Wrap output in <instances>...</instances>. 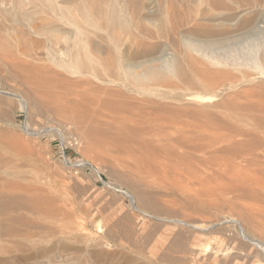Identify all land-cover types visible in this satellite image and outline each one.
I'll return each instance as SVG.
<instances>
[{
    "label": "rangeland",
    "instance_id": "1",
    "mask_svg": "<svg viewBox=\"0 0 264 264\" xmlns=\"http://www.w3.org/2000/svg\"><path fill=\"white\" fill-rule=\"evenodd\" d=\"M64 1H66V0H62V1L61 0H0V172L2 171L1 173L5 174V175H2L0 173V187L2 186L0 188V190L1 191L3 190L0 193H1V197L3 196L4 199L7 196H9L7 198H10V196L12 198V196H13L15 201H16L15 196H17L18 199L20 200V201H18V199H17V201H16L17 203L18 202L21 203L22 201L25 203L27 200H26V198L23 199V197H25V196L28 197V194H29V196L32 195L33 197L30 196V200H29V198H27L28 202H26V203L34 205V203L37 202V206H38L39 204H42L43 202H47V203H49V206L51 205L50 207H48V204H46V206L43 205L44 203L42 204L48 210H46L44 207H42V205L38 206V210L40 209L39 207L41 206V209L43 211H45V213H46V214H44V213L39 211L40 214L46 215L48 218H45L46 216L44 217L42 215L43 217L41 216L37 220V217H38L37 214H35L37 216L31 215V214L28 215V212H25L24 210L23 211H17L18 213L17 212H15V213L9 212V214H7V218L12 217L13 214L20 215V216L22 214L24 216L26 215V217L21 216V218H23V220H24V222H22V223L21 222L20 223H17V222H11L10 223L9 221H7L8 222L7 223L5 220L6 218H4L3 216L0 217L1 218L0 219V223H1L0 224V231H1L0 232L1 233L0 234V264H213L211 259L208 260L209 259V257L207 256L209 254L208 252H207V254L203 253L204 255L202 257H201V255H202L201 254V255L197 256V258H195L196 253H194L192 250L194 247L203 248L204 246H209V248H210V247L215 246L216 243H219V244L222 243V244H220L221 247H228V246L233 247V245H234L236 247L235 251L240 250V252H239L240 257H241L240 259L243 262H244V258H246V259L250 258L251 262H249L248 260L246 261V259H245L244 263H241L242 261H240V259L239 260L237 259L236 262L239 264H246V263L247 264H249V263L255 264V261H253L255 259H256V261L259 260V262L264 264L263 263L264 262V254L258 252L256 249H255V252H256V254H255V253H253L254 252L253 247H252L253 249H251V247H249L247 250V248H246L247 245L244 246V245L240 244L239 241L243 242V240L239 236L238 225L233 221L235 219L238 220L239 215H241V213L246 215L247 217H249L250 223L253 224L254 228L250 227L251 229L253 228V230L247 229V230H249L246 232L247 235L250 236L251 238H254V239L260 241V242L263 241V243H264V237H263L264 236V234H263L264 233V230H263L264 224H262V223H264V217L263 216L261 217V215L264 214V206H262V205H264V203H263L264 200H263V202L259 201L262 198L261 199L253 198L252 196L249 195V193L246 194V192L242 191V194L245 193L246 195L250 196L247 198V196L243 194L245 196L244 197L243 195H241V191H240V190H243L242 188L247 187V185L245 183H248V182H246V181H250L251 178H254L256 176L255 173L253 175L254 177L250 174V173H252L251 169H252V171L255 172V169L257 167L256 166L257 162L251 163L248 161L249 156L251 155V151H252L251 147L253 148V144H251L252 141L251 140L248 141V140L253 138L255 133H258L259 130L254 129V127L252 125H250L251 122L248 124V121H250L251 119H254L255 117L264 116V109H262L264 107V105H262L263 104L262 99H264L263 98L264 97V95H263L264 90H260V89L264 88V81H263L264 76H263V74L261 75V71H262V73H264V71H263L264 68H261V66L260 67L258 66V62L260 61L259 59H261V57H258V55L262 53L263 54V55L261 54V56L263 58L262 60H264V53H263L264 51L262 49H260L257 52V50H256L257 48L252 49L254 56H256L255 53L256 54L258 53V55H257L258 58L256 57V61L258 59V62L256 64L260 68L258 70H255L256 67L251 68V67H253V65L255 64L256 61L252 60L253 58L255 59V57L252 56V53L249 52V51H251L250 49L252 47H254V45H256L255 44L256 43L255 37H252V36L249 37L248 36L249 37L248 38L247 36H245L244 37L245 39L243 37H240L239 39L238 38L233 39L234 38L233 37V38H231V39H233V41L231 39H229L230 42L228 40V41H225V43L224 42L221 43V45L220 44H218V45L205 44L207 46L202 45L201 46L202 49L200 47V51L202 50V52L198 53V54L205 53L204 52V50H205V51H207L206 52L207 54L205 53V55L203 54L202 56H205L206 58L207 57L208 58H207V60L205 57H203V59H202L201 56H198V54L196 55L197 52L195 53V51L194 52L192 51V53H191V57L193 58L192 60H194V62L197 64L195 67V64L192 63L193 61L190 60L189 58L187 59V57L185 56V51H183V49L181 48V45L174 42V41H176L178 36H180V35H178V32H177V34L175 33L177 30H173L175 32L172 31V34L168 33L171 36H167V37H169V38L171 37V39H172V41H170L168 38L169 42H167L168 40L166 41V39L163 37H162L163 39L161 40L159 36L158 37L153 36V38L151 37L152 40H150V37H148V38L139 37L138 38L139 40H138L136 38L137 33H134L137 30H133L132 33H133V35L134 34L136 35L135 38L137 40V41H134V42H136L135 46L133 45V48H131L132 46L129 47V45L133 44L131 42L132 39L128 40V38L125 35L123 37V35L121 34V39H122V40L120 39L121 44H123L122 42H124V44H125V42H127V43H126V45L123 44L124 47L119 45L120 48L122 47V49H120L119 47H117L118 45L114 46L109 41H106L108 43L103 41L104 39L107 40L106 35H105V31H96L95 32L94 30H91V28H89L88 23H86L84 17L83 16L80 17L81 13L78 10V9H80L79 8L80 4H81L80 0H70V1L67 0L66 2H64ZM195 1L196 0L192 1L193 5H192V2H191V4L189 2L187 4L188 7L191 5L192 7H190V9H192V11L201 10L202 7H201L200 2L199 1L195 2ZM76 2H77V4H75ZM263 2H264V0H261V2H260L261 5H260V3L258 5V9L261 12V16H262V17H260L261 18L260 19L261 25L259 24L260 26L264 25V8H263L264 3ZM14 3L17 7L14 5ZM64 3L65 4L67 3L69 5L68 7H70V8H68L66 6L67 4L65 5ZM73 3L76 6H74ZM59 4L61 5L62 9L60 8ZM57 6L59 7V8H56L58 11L57 10L55 11V7H57ZM62 6H64V7H62ZM19 7H20V9L22 7L23 8L20 10ZM75 7H78L76 11H75V9H76ZM63 8H64V11H62ZM72 8H74V9H72ZM199 8H201V9H199ZM17 9H18V11H15ZM59 9L61 10V12H59L60 11ZM65 9H66V11H65ZM71 11L72 12L74 11V12L72 13ZM55 12L56 13L59 12V13H57V15H55L56 14ZM62 12H63L64 16H66V17L70 16L69 18H72V20H73V18H75L73 15H75L77 18V20H76V18H75V20L77 22L73 20L74 22L72 25L68 22V20L64 19L66 21L65 22L62 19V17H60V16H62ZM65 12L67 15L70 13L71 14L67 16L65 14ZM21 13L22 14L25 13V14L22 15ZM77 13H78V15H77ZM58 14H59V16H58ZM79 14H80V16H79ZM77 16H79V17H77ZM23 18L27 19V20H24ZM80 18H81V20H84L85 22L83 21L84 22L83 23L82 21H80ZM60 21H63L64 23H61ZM82 23H83V26H82ZM48 24L53 25L54 26L53 28H55V30H58V31H54V33L55 34L57 33L58 36L61 38L56 37V39H55V34L53 32H47V31L41 30L42 26H44V25L48 26ZM58 24H59V26H58ZM78 25H80L82 28H85V29H82ZM57 27H60V28H57ZM59 30L61 33H59ZM67 30H69V31L67 32ZM86 30H88V32L91 31V32H89L90 34L87 33ZM84 31H85V33H83ZM101 32H104V33L102 34ZM57 34H56V36H57ZM91 34L94 35L95 37H97L96 39L99 40L100 43H99V41H96L95 37L91 36ZM61 35H64V37H62ZM103 35H104V37H103ZM84 36L91 37L90 38L91 41H90L89 37L84 38ZM173 36H175L176 38ZM68 37H69V39H67ZM102 37H103V39H101ZM154 37H157V38L155 39ZM186 37H188V36H186ZM57 38H58V42L57 41L55 42V40H57ZM174 38H175V40H174ZM71 39L74 42L70 41ZM84 39L89 40V41L86 42V40H84ZM153 39H155V40H153ZM157 39H159V40H157ZM141 40H143L142 42L144 45L150 47V49L148 48L149 50L147 48L146 49L144 48L145 49V52H144L142 49H140L142 47L139 46L140 48L138 47V49H140L142 51L137 52L138 49H137L136 45H137V43H138V45L142 44ZM235 40H237V41H235ZM95 41H96V43H95ZM144 41L146 43H144ZM148 42L149 43L151 42V43L149 44ZM231 42H233V43H231ZM245 42H251V43H245ZM66 43L68 45H66ZM128 43H130V44H128ZM153 43H155V44H153ZM55 44H58L60 46H58V45L55 46ZM94 44L97 46L96 50L100 53L96 52L97 53L96 54L95 50L92 49L91 51L94 50L92 52V54H94V55H92V54H90L91 51H89L90 50L89 48H93ZM104 44H106V46ZM157 44H158V48H157ZM174 44L175 45L178 44V45L175 46ZM225 44L230 45V48L228 47V45H227L228 48L224 47ZM65 45H66V47H65ZM110 45H112V46H110ZM172 45H174L175 48ZM236 45H237V47H236ZM70 46H71V48H70ZM107 46L108 47L110 46L109 50H108ZM125 46H128V47H125ZM163 46H164V48H163ZM179 46H180V48H178ZM231 46H233V48H231ZM247 46L248 47L252 46V47L248 48ZM62 47L64 50L62 49ZM101 47L103 48L104 51L102 50ZM114 47L116 49H113ZM209 47H211V49H209ZM243 47H245V48H243ZM98 48H99V50H98ZM117 48L120 50H118ZM126 48H128V49H126ZM237 48H239V49H237ZM241 48H243L244 50L243 49L242 50L245 53H247L246 55H245V53H243L242 56L247 57L248 52H249L250 53L249 55H251L253 57L252 58L248 55V57L245 58V60L247 62L248 61L251 62V60L254 62V64L249 68H244V66L246 67L249 64V62L247 64L246 63L244 64V61H245L243 59L244 57H242V56L240 57V55L242 53L241 54L238 53L239 55L236 54L239 51L241 52ZM246 48L248 49L247 51H246ZM111 49L113 51H115V50L116 51L113 53V51ZM151 49H153V51H151ZM220 49H221V51H220ZM227 49L228 50L230 49L231 51H228ZM234 49H235V51H234ZM254 49L256 50L255 52H254ZM74 50H75V52H74ZM106 50H108V51H106ZM123 50L126 51L127 53L124 52ZM128 50H129L130 54L128 53ZM132 50H136V51L132 52ZM217 50H219V51H217ZM236 50H238V51H236ZM110 51L112 53H110ZM121 51H123V52H121ZM227 51L230 52L231 55ZM233 51H234V53H233ZM146 52L148 54H146ZM208 52L210 53V56H209ZM211 52H213L212 57H211ZM225 52H227V53H225ZM71 53L75 57V60H74L73 56L71 57L69 55ZM75 53H76V55H75ZM77 53L79 54V56ZM101 53H103L105 56ZM124 53H125V55H123ZM134 53H136V54H134ZM99 54L102 55V57L101 56L98 57ZM108 54L109 55L113 54L112 58H111V56L109 57ZM115 54H117V56H115ZM118 54H119V56H118ZM192 54L194 56H192ZM215 54H216V56H218L217 59L215 57ZM95 55H97V56H95ZM142 55H143V57H142ZM159 55L161 57H159ZM177 55L180 56V60H181V63L184 67L186 74L187 75L190 74V75L189 76L186 75L187 79H185L186 77H183V76H182L183 78L177 77V75H172L171 76L172 78L170 76H167L166 77L167 79L165 78V80H164L165 82L164 81L162 82V83H164L163 85L160 83L161 81L159 82L156 80L157 82L160 83V84H158L153 79L150 80L148 78V80L146 79L147 82H146V80L143 81L142 83L136 82L135 83L136 86H135L133 84L135 81L132 78L124 75L125 73H123V71L127 68H125L124 66H121V65H124V63L125 64L127 63L129 65V69H131V70L133 69L132 72H134V73L136 72L135 74H137V73L139 74L142 70V66H140L139 64L147 62L148 58H149V61L152 60L153 58L155 59L157 57L161 58L160 60H163L165 58V56H166L165 59H170L172 57H176ZM235 55H237L236 57H240V58L239 59L235 58ZM120 56H124V57L122 58ZM133 56H135L136 58ZM162 56H163V58H162ZM181 56L182 57L184 56L183 57L184 59L181 58ZM196 56H198V57H196ZM219 56L222 57L224 60H222ZM103 57L108 58V59H106V61H108V63H106V61L104 60ZM150 57H152V59H150ZM185 57H186V59H185ZM226 57L228 60L226 59ZM69 58H73L72 60H74V61L69 60ZM101 58L103 59L102 61H104L105 63L101 61ZM125 58H128V59L131 58L132 59L131 62L133 64L130 63L129 60H127V61L124 60V61H126V62H124L122 59H125ZM194 58H196V59H194ZM212 58L216 59V61L213 59V61H215L216 65L212 64V63H214L213 61H211ZM91 59L93 61H91ZM117 59H119L118 60L119 62L117 61ZM141 59L143 60V62ZM182 59L185 62H183ZM225 59L228 61L227 63L230 65V67H228L229 65L227 67H224V65L226 66V64L223 65V63H226V62H224ZM230 59H232L231 62H229ZM240 59L243 62V64H242V62L239 63L240 61H238V60H240ZM135 60H136V62H135ZM186 60L191 61V62H187ZM209 60L211 61V63L208 62ZM234 60H235V62H233ZM236 60L238 63L236 62ZM70 61H72V62H70ZM198 61H199V64H198ZM221 61H223V62H221ZM261 61L259 64H261ZM92 62H94V63H92ZM121 62L123 64H121ZM232 62L234 64H232ZM263 62L264 61H262V64H261V65H263L262 67H264ZM156 63L158 64L159 62H156ZM186 63H187V65L190 64V65H188L189 68H187L188 66L185 65ZM107 64H109V65L111 64V67ZM193 64H194V67H193ZM119 65H120V67H118ZM222 65H223V67H222ZM240 65L241 66L244 65L242 67L243 69L240 68ZM250 65H251V63H250ZM250 65H248V66H250ZM31 66H35L36 68L31 67ZM191 66L193 67L192 71L190 68ZM232 66H234V67H232ZM254 66H256V65H254ZM23 67L25 68L24 70H23ZM38 67H41L42 69H40ZM114 67H115V69H117V67H118L119 71L114 70L113 69ZM26 68H30L31 71H33L32 69L35 68L36 70L35 69L34 70L36 71V73H40V72H37V70L41 71V70L45 69V72L43 70V71H41V73L44 72V74H47L48 76L50 75L49 72L52 71V72H50L52 74L51 76L55 77L58 74L55 77V81H57V80L60 81V79L63 80V78H66L68 76L67 80H65V81L69 82L71 80V84L72 83L73 84L74 83L79 84L81 82V80H80L81 78H82L81 83H86V82L88 83L89 80L91 81V79H93L94 77H96V78L98 77L97 79L99 81L96 78H95V80L93 79L94 81L93 80L92 81L94 83L91 81L92 85H94L95 87L97 86V88H98V85H99V88H101V87L107 88L112 93H115L118 91L117 92V95L119 94L118 96H120L124 93V95H122L120 97L117 96V97L119 99L122 98L120 101H122L124 103V105H126L127 103L128 104L131 103L132 105L134 104V106L132 108H131V106H132L131 104L130 105L127 104L126 106H124L123 109H121V110H122V113L124 110L123 114L126 113L125 115H123V114L120 115L121 114L120 111L115 112L118 115H120L119 117H122L120 120V118L118 116L116 118L115 113H114L115 116L113 115V117H114L113 118L111 116L112 113H110L108 110L106 111L105 108H103L104 106L102 107V105L95 100L96 104L94 102V104H90V105L85 106L86 108L91 106V105H92V107L93 106H97V107L100 106L98 108L95 107L98 110H96L93 107L95 112L91 109L92 107L85 109V107L82 106V107L78 108V110L82 111V113L80 111H77L78 115L81 117H83V115H84L83 119L85 122H83V124H82V121L81 122L77 121L78 122L77 123V122L72 121V120L70 121V119L65 120L66 118H64V120H63L61 117H59V119H58V117L55 118V116L53 117V115H48L47 113H44V112H43V114H44L43 115L42 112L36 111L37 110L36 107L33 108L32 104L28 105L31 102L26 97V95L24 94L25 92L27 93L28 89H30L28 87H33L35 84H38L37 80L35 81L36 77L32 78V81L30 80L31 78L28 77L33 72L35 73V71H33L30 74V70L27 71ZM48 68H50V69H48ZM85 68H88L87 72L88 71L90 72V74H89L90 76L89 75L86 76L87 72H86ZM109 68L111 71L109 70ZM82 69H83L82 72L84 73L83 75H82V72L80 74V71ZM91 69L93 71L96 70V72L99 71V73L97 74L96 72H91L92 71ZM186 69L188 71H186ZM218 69L228 70L227 72H228L229 77L227 76V74H226V77L224 75L227 72H225V71L223 72L221 70L218 71ZM20 70H22L24 73L21 72ZM25 70L27 72H29V73H27L28 76H27ZM189 70H190V72L194 71L195 73L193 72V74H196V72H198L199 74L197 73L195 76L192 73L188 74L187 72H189ZM213 70H215V71L217 70V71L215 72ZM211 71H213L211 74H213V73H216L215 75L219 74L220 76L219 75L218 76L222 79V81L224 80V77L225 78L228 77L227 79H225L227 81L224 80V82H221V80H220L219 84L221 86L219 84H216V83H218L220 78L215 80L216 83L214 81V83L209 84L210 87L211 86L214 87V85L216 87V88L211 87V90L209 88L210 93L213 89V91L216 92V94H218L216 97V101H214V103L213 102L212 103L202 102L200 100H195V101L191 100L190 101L188 98H190L191 94L198 96L200 94V91L204 92L205 90H207V92H209V90H208L209 86L207 88L203 87V81H204V83H207L208 82L207 80L211 79V77L208 78V75L212 76V79L216 77L214 74L210 75V73H208ZM19 72L21 74L26 75L25 78H28V79L30 78V79L29 80L26 79L27 82H26V80L23 81L24 76L21 75ZM220 72L223 73L224 77H223V75L220 74ZM229 72H230V74H229ZM256 72L259 74V76L261 75L262 77L261 76L259 77L258 74H255ZM15 73L17 74L18 77L16 76ZM54 73H56V74H54ZM107 73L114 74L115 78L113 75H110V74H109V76H110L109 77ZM122 73H123V75H122ZM201 73H204V75ZM60 74H61V76H60ZM84 75H85V77H83ZM120 75L122 76V78ZM105 76H108V77H105ZM203 76H205V78ZM206 76H207V80H206ZM218 76L216 78H218ZM89 77H90V79H89ZM119 77H120V80H119ZM68 78L69 79L71 78V79L68 80ZM85 78H87L89 80H87ZM103 78H104V80L108 81L107 82L108 84L106 83V81L103 80ZM111 78H113V79H111ZM254 78H256L255 79L256 83L253 81ZM260 78H261V81L263 83L260 81ZM20 79L21 80L23 79L22 83L20 82ZM73 79L75 82L72 81ZM122 79H123V81H122ZM128 79H130V80L127 81ZM189 79L191 81H188ZM212 79H211V81L213 82L214 79L213 80ZM249 79H251L253 82L251 80L249 81ZM113 80H115V81H113ZM132 80H133V82H132ZM192 81L193 82L196 81L197 83L199 81V83L197 84L194 82L195 83L194 84ZM211 81H209V82H211ZM229 81H231V85H230ZM31 82H34V83H31ZM144 82H146V83H144ZM190 82L193 83L194 86ZM103 83H105V84H103ZM89 84H90V82H89ZM253 84L255 86H252ZM258 84L260 85L258 87L259 89L257 88ZM92 85L91 86L85 85L86 87L84 86V88H88V87L95 88ZM198 85L201 87H199ZM216 85H219V86H216ZM226 86L229 89H227ZM230 86H232V87H230ZM197 87H199V88H197ZM254 87L257 90H259L258 92L262 91L260 95ZM112 88H115V89H112ZM78 90L81 91L82 89L78 88L77 91ZM252 91H254V93ZM214 92H212V93L214 94ZM244 93L246 95L247 94L249 95V93H251L249 96H251V95H253V96H251V97L248 96L249 98H247ZM256 93H258L257 94L258 96H256ZM34 94L37 97V100L41 99L42 101H45V100L48 101L46 98L45 99L41 98L44 96L43 90L38 92V93H34ZM222 94H223V96H222ZM226 94H227V96H226ZM228 94H229V96H228ZM254 94H255V96H254ZM201 95H203V93L200 94L199 96H201ZM224 96H226L227 99L224 98ZM126 97L131 101L130 103ZM231 97H232V99H229ZM252 97L256 98L255 101H257L256 102L257 104H258V102H260L258 100H261V102H262V103L260 102L261 104L259 103L260 105L258 104L259 106L254 107L255 109L252 110L254 113L251 111V109H253L252 107L254 104V99ZM20 98H22V100ZM23 98L26 99V101L23 100ZM243 98H245V99H243ZM228 99L232 102H235L234 104L238 103V105H239V103L244 105L246 100L250 101V103H251L250 106L248 104V106L250 108H248L247 113H244V114H246V115H244L245 117H241L243 120L242 122L239 123V120L241 121V118H239V120L238 119L230 120V117H229L230 112H229V114L226 113L228 115L224 114L225 112H228V110H225L221 106H223L224 104L227 105L228 104L227 102L229 101ZM250 99L251 100L253 99L252 100L253 102ZM27 100H29V101L27 102ZM224 100L227 102H224ZM23 102L27 104V107L29 108V110H28L29 113L26 111V109L24 107L25 105L23 106V104H24ZM151 102L153 104H156V106L159 107L160 109L158 108L159 109L158 110L157 107H155V105H153ZM142 104H144V105H142ZM214 104L216 107L218 105L220 107L215 108V106H213ZM143 106L144 107L146 106V107L143 109L142 108ZM162 106L163 107L166 106L165 108L167 110H165ZM261 106H263V107H261ZM134 107H137V108H134ZM175 107L176 108L178 107L179 111L178 110L176 111ZM201 107L206 108L208 111L204 112L206 109H203ZM247 107L242 106V108H247ZM30 108H32V109H30ZM81 108H84L83 110H85V111L88 110V111L85 112ZM133 108L137 109L138 111L137 110L135 111ZM146 108H148V110ZM99 109H101V110L104 109V111L107 113L109 112L108 114H110L111 118L107 117L108 115L104 116L103 112ZM125 109L127 112H129L131 109V111L133 112V115L130 112V113H128L129 114V116H128ZM154 109H156V110L154 111ZM257 109H261V110L259 112H257L258 111ZM33 110H35V113L38 112L37 114H39V115L34 117L36 114L33 112ZM160 110L162 111V113L160 112ZM197 110L199 113L197 112ZM201 110H204L203 114L200 113ZM210 110H211V112H209ZM220 110H221V112H220ZM100 111H101V113H100L101 117L99 114ZM168 111H170V112H168ZM193 111L197 115H192V114H194V113H192ZM223 111H224V113H222ZM88 112H90L92 114L91 117L89 116L90 114ZM148 112H151V113H148ZM157 112H160L162 115L164 114L162 116L164 119V124H162V125H161V123H163L162 122L163 119L161 117V114L159 113V115H158ZM164 112H166V114ZM176 112H178V113L182 112L181 114L179 113L181 116ZM33 113H34V116H33ZM93 113H97V115L100 117V120H99V117L96 116V114L94 115ZM107 113H105V114H107ZM134 113H136V114H134ZM141 113H142V116H141ZM143 113H146L148 115L143 114ZM168 113L173 114V115L171 114L172 118L170 117V115ZM175 113L180 116L181 119L179 118L178 115H176L179 118L178 122L180 121L181 123H178L176 121L178 118H175L176 117ZM204 113L207 115V117H206V115L204 116ZM216 113L219 114V118H217V120H216V117H218V116H213V114L216 115ZM221 113H222V115H221ZM80 114H83V115H80ZM86 114H88L87 115L88 117L85 116ZM130 114L132 116H130ZM47 115L50 118L52 117L53 120L55 118L56 119L55 122L52 119H51L52 121H50L48 119L49 117ZM93 115H94V117H93ZM135 115H137L136 118L137 117L139 118V116H140V120L138 118L136 119L134 117ZM143 115L145 117H149V115H150V118H148V119L150 121L151 120L152 121L151 122L148 121V119L145 118ZM31 116H33L34 118ZM39 116H41V119L38 118ZM42 116H44V117H42ZM46 116L48 118L45 119ZM123 116L127 117L128 121L130 120V124L128 121H126L124 123L130 127L132 126L131 128H134V129L139 128L141 130H143V128H144V130L142 132L144 133V135H146V137L144 136L145 138H148L149 136H151L150 138H152V135H153V138H159L160 139V137L164 138L163 137L164 134H165V136L168 135L165 137L166 139L170 135L172 138L169 137L167 139L168 141H166V142L165 141H158V143H156L157 141L154 142L152 139V142H154L156 144H154V143L149 144L148 142H147L148 144L147 143L145 144L143 142L142 143L139 142L141 144H138V141H136L137 142L136 143L135 141H130L131 139L126 138V137H123L121 139L119 137L118 138L119 140H118L117 135L115 134V127L117 128V125L115 123L119 124L123 120H127L125 117L123 118ZM165 116L168 117V119ZM210 116H212V117H210ZM246 116L248 119L246 118ZM96 117L98 118V122L93 120V118H96ZM132 117L134 119H132ZM153 117H154V119H153ZM208 117H209V120H208ZM223 117H226V119L224 120ZM97 118L95 120H97ZM143 118H145L144 123H143V121H141ZM183 118H184V120H183ZM244 118H245V121H244ZM158 119H159V121H158ZM174 119L176 122L175 121L171 122ZM213 119H215V121ZM219 119H221V120L223 119V120L222 121L220 120V122H219ZM45 120H49L50 122L45 121ZM132 120H134L135 122L137 121L136 125L139 127L135 126L134 124H131V122L135 123ZM153 120H154V124H158L162 120L161 123H159V124L162 126V129L163 128H165V129H163V130L160 129V131L153 129L154 131H158L159 135H158V132L156 133L152 130V128H155L156 126L155 127L150 126V123H153ZM206 120H207V123H206ZM210 120H213L211 122L215 123L214 125H216L217 121L219 122L218 124L221 123L222 125L225 124L228 126L230 124L228 126L230 129L227 126L221 127L219 125V127H218L219 129H217L218 132H214L215 130H213V129L216 128L217 126L216 127L212 126V127H214V128H212L210 125H213V123H211ZM236 120L238 121V124H236V122H237ZM246 120H247V122H246ZM112 121L115 122L112 124L113 128H114V129H112V133H113L112 135H111V133H108V134H105L102 136L98 134V135H93L94 136L93 137L92 135H90V133H88V132L86 133V130H88L90 132L91 126L94 125L93 124L94 122H96L97 124L98 123L109 124V122L112 123ZM117 121H119V123ZM138 121L141 124H138ZM165 121H166V123H165ZM227 121H229V122L232 121L233 124H231ZM167 122L169 123V125ZM203 122H205V123H203ZM208 122L210 125L208 124ZM48 123H50V124H48ZM58 123L60 124L59 126H58ZM172 123H173V125H172ZM176 123H178L179 125ZM199 123H201V124L203 123V125L206 129H207L206 126H208V129L210 131L205 132L206 129L204 127H203L204 131H203L202 126H200L201 124H199ZM227 123H229V124H227ZM144 124L146 125V128H145V126H141ZM181 124H183V126ZM193 124H194V126H196L197 124L199 126L198 127L196 126V128H191V126H193ZM246 124H248V126ZM41 125H43V126H41ZM109 125H111V124H109ZM235 125H239V126L236 127ZM249 125H250V127H249ZM60 126H62V127H60ZM74 126H76V127H74ZM83 126H85V127H83ZM88 126L90 127V129ZM209 126H210V128H209ZM234 126L237 129H235ZM78 127H80V128H78ZM147 127H150L151 132L149 131L150 129H148ZM200 127H201V129H200ZM224 127H226V128L224 129ZM240 127H242L241 128L242 134L240 132L237 133L240 130ZM247 127H249V128H247ZM251 127L254 130H251ZM34 128H36V129H34ZM56 128L61 129V130L63 128L64 130H66L67 133H65V131L62 130L64 135H65L64 140H61L56 135L55 130H53ZM75 128L78 132L75 130ZM82 128H83V130H82L83 132H84V128L86 129L84 133L80 130ZM176 128L178 129V131ZM222 128H223V130H222ZM227 128H228V130H227ZM244 128L247 129L248 132L251 130V132L245 134L247 130L243 132V130H245ZM170 129L171 130L176 129L175 130V131H177L176 134L174 133V130H172V133H171ZM179 129H180V131H183V132H185L188 129L185 133H187L189 136L186 137L187 134L184 135L185 136L184 137V145H182V144L180 145V144L176 143L174 140L175 137L178 136V134H179L178 133ZM195 129H196V131H195ZM197 129L198 130L200 129V130L198 131ZM220 129L222 130V132H220L221 131ZM236 130H238V131H236ZM33 131H34V133H33ZM53 131H54V133H53ZM227 131H229V132H227ZM149 132H150V134H147ZM160 132H165V133L163 134ZM195 132H196V136H194L195 134H193ZM81 133H83V134H81ZM143 133H141V135H143ZM151 133H152V135H151ZM203 133H205V134H203ZM216 133H217V136H216ZM221 133L224 137L226 135L229 139L227 137H225V139H223L221 137ZM252 133H254V134L252 135ZM85 134L88 135L90 141H88V137ZM114 134H115V137H114ZM154 134H156V135H154ZM161 134H162V136H161ZM173 134H175V135L173 136ZM233 134H234L235 138L236 137L238 138V139L236 138L237 141H234L235 138H234ZM80 135H82V136H80ZM84 135L86 137H84ZM106 135H108V136L106 137ZM190 135H191V137H190ZM203 135H205V136L203 137ZM218 135H220L219 139H218ZM110 136H112L113 140L116 138V141L115 140L113 141ZM213 136H216L217 139H215L216 137H213ZM229 136L231 138L232 137L233 138L230 140ZM96 137H98V138L100 137L98 142H97V139L94 140ZM102 137H104V138H102ZM75 138L77 140H75ZM105 138H106V141H105ZM125 138L128 140H126ZM190 138H192V139H190ZM205 138L206 139L208 138L210 142L208 141V139L205 140ZM211 138L214 141L211 142V140H212ZM221 138L223 141H220ZM239 138H240V141H239ZM244 138L247 140V143H249V144L244 142V141H246ZM91 139L93 140V142H91ZM102 139H104V141H103L104 144H102L103 142H100V141H102ZM188 139H189V141H186ZM226 139H228V140H226ZM190 140H191V142H190ZM215 140H219L221 144L217 141V143H219L220 145L216 144V147H215ZM224 140H225V143L233 142L234 145H236V143H238V142L239 143H238V146H236V148H235V146L232 145V143H231V145H228L229 143L224 144ZM148 141L150 142V140H148ZM185 141L189 142V144L188 143L186 144ZM192 141H197V142H195L197 144H194ZM199 141L200 142L202 141L204 143V144L202 143L203 145H201V146H203V148H205V147H206V149L209 148L208 143L209 144L211 143L214 146H211V144H210L209 150L211 149V147H212V149L210 151L208 150L209 152L206 151V149H204V151H203V148H201V146H199L197 148V146L200 144V143H198ZM99 142H100V144H98ZM105 142H106V144H105ZM116 142H121V143H116ZM152 142H150V143H152ZM159 142L161 144H162V142H164L165 143V144L163 143L164 145H166V143H167V145L169 144L168 146H170V147H168V146L164 147V145H162L161 147L162 148L164 147L163 149L166 148L165 150H163V149H161V147H159L161 145V144H159ZM170 142H171V144H170ZM142 144L143 145L145 144V146H142ZM241 144H244V146L242 145L244 148L241 146ZM139 145L141 146V148ZM175 145H177V147L179 146L178 147L179 150L177 149L178 151L175 149H174L175 151L173 150V148H177ZM119 146H120V148H119ZM180 146H184V147H182L183 149L181 148L182 150L180 149ZM217 146H223V148H225L224 149L225 152H224V150H222L223 149L222 147L218 148ZM239 146H241V147H239ZM124 148H127V149H124ZM199 148L202 149L201 150L202 152L197 150ZM192 149H194V151ZM233 149H235V150L238 149L237 151H239V150L240 151L235 152ZM131 150L133 153L131 152ZM140 150H142V151H140ZM161 150H162V153L158 152ZM195 150H196V152H195ZM246 150L249 151L248 152L249 154L246 152ZM181 151L184 154L185 153L188 154L187 152H189L190 155L189 154L188 155L191 156L190 159L191 160L193 159L192 161H195V160L196 161H195V163H193L192 161L191 162L185 161V160H188L187 158L189 157L188 155L185 156L186 155L185 154L184 155V161L186 163H184V166H182V165L180 167L175 166L176 168L179 167L178 169L181 168L180 169L181 171L178 169H177L178 171H176V168H171V170H170L169 168L167 169V167H165L166 171L168 172V170H169V173H171V176H169V174L166 171H164L165 169L162 170V168H163L162 166L165 163H168L167 158H170V157L176 158L178 155L183 154ZM191 151L194 152L195 155L192 154ZM205 151H206V153H205ZM215 151L219 152L220 155L223 152V155L225 154L224 156H227V157H224L222 155L223 157L221 156V159L222 158L226 159L229 156L230 159L228 158L226 160H227V162L230 161L231 163H232V158H233V160L235 159L234 153H236L237 156H235V157H236L237 161L234 160V161H236V169L234 170V167H235L234 162L232 163V166H234L232 168L231 165H230L231 167L228 166L230 164V162L228 164L226 161H223V160H225V159H223V160H221V162L227 163V164L225 163V167L226 168L227 167L232 168V171H229L230 174H228V172H227V170H229L228 168L225 172V170H223V169H225V167L223 166L224 164L222 165V163L220 161H218L220 163L217 164L218 159L216 160V157L218 156L220 158V155H218V153H216ZM241 151H242V154H244L243 156H245V157H243L241 155ZM177 152H180V154L178 153V155H177ZM200 152L204 155L206 154L207 157L202 155V158L201 157L199 158L198 156L201 155ZM207 153L210 155L208 156ZM211 153H213L214 155ZM239 153L243 159H245L246 156L248 157V158H246L248 160L245 159L243 161V163L249 162L250 164H252V166L253 165L254 166L252 167L250 164H246V163L243 165V163L241 162V159H238ZM168 154L170 157L168 156ZM226 154H228V155H226ZM229 154H231V155H229ZM138 155H140V156H138ZM192 156H193V158H192ZM185 157H187V158H185ZM203 157H204V159H203ZM197 158H199V159H197ZM238 160L241 163H239ZM140 162H141V164H140ZM170 162H172V164H174L173 161H170ZM187 162H188V165H187ZM237 162L244 167L246 165H250L251 167L248 166V168H249L248 171L250 173L248 174V171L247 170L245 171V169H247V168H241L242 170L244 169L243 172H247V173H242V170H240L241 172L239 173L238 172L239 170L237 171V169H239L242 166H240V165L238 166ZM161 163L163 165H161ZM191 163H193V165ZM212 163H213V166L210 165ZM6 164H7L8 169H5ZM80 164H83V165H80ZM157 165L159 168H157ZM159 165H161V167ZM170 165H171V163H170ZM208 165H210L211 168L214 167L216 170L214 169V171H213V168L211 169L210 167H208ZM218 166H222V170H220L221 167H218ZM11 167H13V168H11ZM207 168L208 169L210 168L212 171L209 169V171H210L209 172ZM12 169H14V171H13L14 173L12 172ZM140 169H141V171H140ZM158 169H159V171H158ZM5 170H6V172H4ZM218 170L220 172V175H218L219 174ZM16 171H18L19 174L18 173L16 174ZM171 171H174V175L179 174V176L172 175L173 172H171ZM205 172H207V173H205ZM211 172H214V173H211ZM231 172H232V174L234 173V175H232V176L237 177V179L234 180V177L230 176ZM8 173H9V175H8ZM11 173H13V174H11ZM163 173H164V175H163ZM165 173H166V175H165ZM221 173H224L223 174L224 177H223V175H221ZM241 173L244 175L248 174V177H247V175L244 177ZM167 175L169 176L168 178L166 177ZM205 175H208V176L210 175L209 176L210 178L205 177ZM225 175H227L228 177ZM118 176H120V177H118ZM148 176H149V178H147ZM162 176H164V178ZM211 176L212 177L214 176L216 178L217 182H218V180L220 181L219 184L218 183L215 184L216 188H217V186H219V187H223L224 189H226L225 192H223V194L225 195L224 197H225L226 201L222 196L223 194H221V190L223 191V189L222 188L219 189V187L217 188V190L214 189L215 187L213 186L214 185L213 183H215L216 180L213 178L215 180L214 181ZM157 177H159V178L157 179ZM174 177H175V179H172ZM204 177L207 179H210V180L212 179L211 180L212 183H210L212 188H210V186H208L209 182H210L209 180H208L209 182L208 181L204 182V180H203ZM226 177L227 178L231 177L230 179H231V181L234 180V181H232L234 183L240 181V183L243 184L242 188L239 185L240 183H236V184L233 183L232 184L231 181L229 182V179H225ZM162 178H163V182H160L162 180ZM178 178H180V179H178ZM246 178L247 179L249 178V180H245ZM166 179L170 180V181H166ZM190 179H192V180H190ZM200 180H201V182H200ZM27 181H29V182H27ZM127 181H129V183ZM131 181L134 184H132ZM136 181H138V183ZM181 181H183V182H181ZM197 181H198V183H197ZM226 181L229 183L223 184ZM192 182L195 183L196 187L194 186V184H192V186H190V184ZM207 182H208V184H207ZM146 183L147 184L149 183V184L147 185ZM17 184H19V185H17ZM197 184L199 186H197ZM135 185H137L138 188H136ZM138 185L139 186L141 185V186L139 187ZM144 185H145V187H147V189L145 187H144L145 189L142 187ZM149 185L152 187H150ZM225 185H227V187H224ZM228 185H229V187H228ZM234 185H235V187H234ZM5 186H8V187L6 188ZM31 186H33V187H31ZM206 186L208 188V192H207V194L206 193H204V194L206 196L207 195L208 196L204 197V199H203V197H201V196H204V194H202V193L207 191V188H204ZM3 187H5V188H3ZM128 187H133V188H131L132 190H130ZM188 187L189 188L194 187L192 189L195 192L198 188L197 192L195 193L197 197L195 196L194 193H192L193 191H187ZM199 187H201V189ZM232 187H234L233 189H235V188H238V189L240 188V189L239 190H237V189L233 190ZM134 188L139 189V191L136 189L133 190ZM149 188H151L150 191H149ZM184 188H187V189L185 190ZM181 189L184 190V194L186 193V191L188 194L186 193V195H184L183 190H181ZM202 189H203V192H202ZM209 189L211 191L212 190L213 191L214 190H216V191L220 190V192L218 191L219 192L218 193V192L212 191L211 192L212 194H211L209 192L210 191ZM4 190H6V192L8 191L7 192L8 194L6 193L7 195L4 194V192H5ZM35 190H36V192H35ZM120 190L127 191L129 194H136L135 195V202L136 203L132 204L128 200V198L125 195H123V193L120 192ZM141 190H142V193L140 192ZM143 190L145 192L146 191L147 192L149 191V192L145 193ZM188 190H191V189H188ZM230 190H232V191H230ZM132 191H133V193H132ZM136 191L138 193V196H137V193H135ZM180 191H182V192H180ZM229 191H230L232 197H230ZM233 191H234V193H236V195L234 194L235 196L232 195ZM238 191H239V193H238ZM28 192H30V193H28ZM227 192H228V194H226ZM2 193H3V195H2ZM139 193H141V194L139 195ZM180 193H182V194H180ZM190 193L194 194V196L191 195ZM214 193L215 194L218 193L219 195L218 194L215 195ZM12 194H14V195H12ZM142 194H145L144 195L145 197H143ZM151 194H153V195L151 196ZM200 194H202V195L200 196ZM210 195H212V196L210 197ZM213 195H215V196H213ZM153 196L156 199V201H158V202L155 201ZM1 197H0V200H1ZM3 197H2V201H4ZM241 197H243V198H241ZM145 198H147V199L145 200ZM193 198L195 201L192 200ZM21 199H23V200L21 201ZM49 199H51V202L49 201ZM173 199H175V200H173ZM228 199H229V201H228ZM233 199H234V201L232 202ZM254 199H256V201ZM33 200L35 202L31 203V201H33ZM39 200H41V202ZM143 200H145V201H143ZM167 200H169L168 204H167ZM182 200L185 203L180 202ZM208 200H210V201H208ZM213 200H215V201H213ZM172 201H174V203H176V204H174ZM217 201L218 202L221 201V202L218 204H215V203H217ZM222 201H224V203ZM170 202H171V204H170ZM221 203H223V204H221ZM242 203L244 205H242ZM259 203L261 204V207H260ZM135 204H136V206L139 205L140 207L134 206ZM255 204H257V205H255ZM258 204H259V206H258ZM184 205H185V207H184ZM35 206H36V203H35ZM160 206H161V208H160ZM233 206H234V208L236 206H237L236 208L241 206V207H239L241 210L239 208H238V210L236 208L234 209ZM36 207L33 206V208H35L37 210ZM52 208L54 209L53 213L55 212L54 213L55 215L59 214L58 216H55L57 219L54 217L55 220L52 217H50L48 214L49 212L50 213L52 212V211H49L50 209L52 210ZM184 208H186L188 210L185 209L186 210L185 211ZM196 208H198V210L200 209L199 210L200 212ZM242 208H244V209H242ZM245 208H246V210H245ZM262 208H263V211L262 210L258 211V209H262ZM56 209H58V212ZM193 209H196V210H193ZM247 210H249V211H247ZM226 211H227V213L223 214ZM252 211L253 212L256 211V212L253 213ZM39 212H38V214H39ZM201 212L203 213L204 216L201 214ZM207 212H209V213H207ZM213 212H214V214H213ZM228 212L230 214H228ZM157 213H159V214H157ZM194 213H195V215H194ZM250 213H253V214L251 215ZM208 214H211V215H208ZM198 216H200V217H198ZM210 217H212L211 220H210ZM254 217L257 219H255ZM28 218H29L30 222H32V221L33 222L32 223L25 222L26 219H27L26 221H28ZM42 218H44V219H42ZM261 218H263V220ZM218 219L222 220V221H220L221 223H223V221H224V224H222V226H224V227L226 226L225 232L230 234V235H234L235 239L233 241L227 239L226 233L224 234L222 232H218V233H213V234H207L206 232L197 231V230H194V229L189 227V224L190 225H193L196 223H199V224L205 223L206 224V223H210L212 220H213L212 222H214ZM230 220H231V222H230ZM258 220L260 221L259 223H258ZM73 221H76V222H73ZM207 221H209V222H207ZM3 222H4V224H2ZM34 222L37 223L38 225L35 224ZM179 222L183 225L179 224ZM29 223H30V225L31 224L32 225L30 226ZM27 225H29L32 228H30ZM34 225H36L39 228L37 229L36 226L34 228ZM44 225H46V227L49 225L47 228L52 227V230H51L52 233L47 232L46 230H43ZM250 226H252V225H250ZM4 227H5V233H6L5 235L6 236L3 234L4 233L3 232ZM6 227L10 229L9 232L7 231ZM40 227H42V229ZM11 230H12V232H11ZM229 230L231 232L234 231L235 233L232 232V234H231V232H229ZM255 230H258V231H255ZM54 231H55V233H54ZM149 231H150V233H149ZM154 232L157 234L155 237L153 236ZM42 233H44V234H42ZM47 233H49V234L47 235ZM220 233H222L223 235ZM2 234H3V236H2ZM235 234H237V236ZM45 235H47V236H45ZM178 235H180L182 237L179 238ZM190 237H192L193 239ZM146 238H150V239L149 240L147 239V241H146L145 240ZM192 240L195 242H193ZM170 241L171 242L174 241V244H172L173 242L170 244ZM183 241L184 242L186 241L188 244L187 245L185 242L186 249L184 248L185 244ZM230 242H234L233 245ZM147 243H150V245L148 244L149 245L148 246ZM191 243H194V244H191ZM237 243H239L241 246H239V244L237 245ZM169 244H170V246L172 245L171 246L173 248L172 250H171V248L169 249ZM174 245H175V247H173ZM176 245H177V247H176ZM181 247L184 249L182 250ZM191 247H193V248H191ZM237 248H238V250H237ZM240 248H242V249H240ZM6 249H8V250H6ZM243 249L247 250L248 252L244 251ZM175 250H177V251H175ZM249 250H250V254H252V253L254 254L253 256L251 255L252 257L249 256L250 255ZM207 251H210V250H207ZM245 252H247V253H245ZM170 253H172V254H170ZM193 255H195V256H193ZM243 255H245V256L247 255V256H249V258L247 256L245 257ZM255 255H257V256H255ZM199 257H200V259H199ZM254 257H256V258L254 259ZM258 257H259V259H258Z\"/></svg>",
    "mask_w": 264,
    "mask_h": 264
},
{
    "label": "bare ground",
    "instance_id": "2",
    "mask_svg": "<svg viewBox=\"0 0 264 264\" xmlns=\"http://www.w3.org/2000/svg\"><path fill=\"white\" fill-rule=\"evenodd\" d=\"M62 1V0H61ZM67 1V0H66ZM66 1H64V2H66ZM68 1H70V0H68ZM192 1H194V0H80V9H78L79 10V12L81 13V16H80V14H79V16L80 17H84V19H85V21H86V23H88V25H89V28H91V30H94L95 32L96 31H105V35H106V38H107V40H103V41H109L110 43H112L114 46H117V47H119V45H121L122 47H124L123 46V44H124V42H122L123 44H121V42H120V39H121V34L123 35V37H124V35L128 38V40L129 39H132L131 40V42L133 43H131L132 45H129V47L130 46H132L131 48H133V45L135 46V44H136V42H134V41H137L136 40V38L138 39L139 37H146V38H148V37H150V40H152L151 39V37L153 38V36H159L160 37V39L162 40L163 38H165L166 39V41L168 40V38L169 37H167V36H171V35H169L168 33H171L172 34V31L173 30H177L176 32L175 31H173V32H175L176 34H177V32H178V35H180V36H178V38L176 39V41H174V42H176V43H178L179 45H181V48L183 49V51H185V56L187 57V59L189 58L190 60H192L193 58L191 57V53H192V51L194 52L195 51V53H196V55L198 54V53H201L202 52V50L200 51V47L202 46V45H205V44H211V45H218V44H220L221 45V43H225V41H228L229 39H231V38H233V39H235V38H240V37H245V36H252V37H255V44L256 45H254V47H252V46H249V47H252L250 50L251 51H249L250 53H252V56H254L253 54V52H252V49L253 48H257L256 50H257V52H258V50H260V49H262L263 51H264V25H262V26H260L261 24H260V17H262L261 16V12L259 11V9H258V5H259V3L261 2V0H196L197 2L199 1L200 2V4H201V7H202V9L201 8H199V9H201V10H198V11H192V9H190V7H192L191 5L188 7V3L190 2V4H191V2ZM195 1V2H196ZM30 3V2H29ZM264 3V2H263ZM65 4V3H64ZM67 4V3H66ZM65 4V5H66ZM70 4V3H69ZM75 4H77V2L75 3ZM79 4V3H78ZM14 5H15V3H14ZM34 5V4H33ZM58 5V4H57ZM73 5H74V3H73ZM192 5H193V2H192ZM260 5H261V3H260ZM16 6V5H15ZM59 6H60V8H61V5L59 4ZM67 7L69 6L68 4L66 5ZM65 6V7H66ZM74 6H76V5H74ZM17 7V6H16ZM62 7H64V6H62ZM73 7V6H72ZM262 7V6H261ZM23 8V7H22ZM21 8V9H22ZM56 8H59L58 6L57 7H55V11L57 10ZM68 8H70V7H68ZM67 8V9H68ZM76 9H75V11L77 10V8L78 7H75ZM194 8V7H193ZM264 8V7H263ZM262 8V9H263ZM19 9H20V7H19ZM20 9V10H21ZM62 9V8H61ZM72 9H74V8H72ZM196 9V8H195ZM261 9V10H262ZM60 10V9H59ZM69 10V9H68ZM15 11H18V9L17 10H15ZM31 11V10H30ZM58 11V10H57ZM62 11H64V8H63V10ZM65 11H66V9H65ZM59 12H61V10L59 11ZM59 12H57V13H59ZM72 12V11H71ZM74 12V11H73ZM72 12V13H73ZM56 13V12H55ZM54 13V14H55ZM57 13L55 14V15H57ZM69 13V12H68ZM22 14V13H21ZM23 14H25V13H23ZM22 14V15H23ZM65 14H66V12H65ZM71 14V13H70ZM70 14H68V15H70ZM67 15V14H66ZM67 15V16H68ZM77 15H78V13H77ZM58 16H59V14H58ZM75 18H76V16L75 15H73ZM79 16H77V17H79ZM25 17V16H24ZM60 17H62V19L64 20V19H66V20H68V22L70 23V24H72L73 25V22L74 21H76L77 20V18H76V20H75V18H73V20H72V18H69V17H66V16H64V14H63V12H62V16H60ZM59 17V18H60ZM72 17V16H71ZM57 18V17H56ZM24 19V18H23ZM61 19V18H60ZM79 19V18H78ZM24 20H27V19H24ZM263 20V19H262ZM54 21V20H53ZM65 21V20H64ZM80 21H84V20H81V18H80ZM84 21V22H85ZM56 22V21H55ZM61 23H64L63 21H60ZM66 22V21H65ZM77 22V21H76ZM75 22V23H76ZM83 22V23H84ZM29 23V22H28ZM54 23V22H53ZM74 23V24H75ZM83 23H82V26H83ZM56 24V23H55ZM77 24V23H76ZM260 24V25H259ZM85 25V24H84ZM57 26V25H56ZM58 26H59V24H58ZM66 26V25H65ZM77 26V25H76ZM79 27H81L80 25H78ZM87 26V25H86ZM54 26L53 25H49L48 24V26H46V25H44V26H42V28H41V30H43V31H47V32H53L54 33V31H58V30H55V28H53ZM70 27V26H69ZM88 27V26H87ZM57 28H60V27H57ZM63 28V27H62ZM72 28V27H71ZM82 28V27H81ZM82 29H85V28H82ZM66 30V29H65ZM64 30V31H65ZM133 30H137L136 32H134V33H137V37L135 38V34L133 35V33H132V31ZM69 30H67V32H68ZM87 31V33H89V32H91V31H89L88 32V30H86ZM170 31V32H169ZM72 32V31H71ZM93 32V31H92ZM59 33H61L60 32V30H59ZM74 33V32H73ZM80 33V32H79ZM83 33H85V31L83 32ZM86 33V34H87ZM102 34L104 33V32H101ZM100 33V34H101ZM55 34V33H54ZM57 34V33H56ZM56 34H55V39H56V37H58V38H61V37H59L58 36V34H57V36H56ZM64 34V33H63ZM75 34V33H74ZM85 34V35H86ZM90 34V33H89ZM99 34V35H100ZM101 34V35H102ZM66 35V34H65ZM76 35V34H75ZM74 35V36H75ZM83 35V34H82ZM81 35V36H82ZM88 35V34H87ZM175 35V34H174ZM62 37H64V35H61ZM73 36V37H74ZM91 36H94V35H92L91 34ZM176 36V35H175ZM175 36H173V37H175ZM185 36V37H184ZM186 36H188V37H186ZM71 37V36H70ZM85 37H87V36H84V38ZM89 37V36H88ZM87 37V38H88ZM95 37V36H94ZM93 37V38H94ZM103 37H104V35H103ZM103 37L101 38V39H103ZM157 37H154L155 39L157 38ZM163 37V38H162ZM248 37V38H249ZM58 38H57V40H55V42L57 41L58 42ZM66 38V37H65ZM83 38V37H82ZM91 37H89V39H90ZM97 37H95V39H96ZM176 38V37H175ZM175 38H174V40H175ZM67 39H69V37L67 38ZM79 39V38H78ZM94 39V40H95ZM155 39H153V40H155ZM233 39H231L232 41H233ZM237 39V40H238ZM245 39V38H244ZM84 40H86V39H84ZM122 40V39H121ZM139 40V39H138ZM149 40V39H148ZM157 40H159V39H157ZM169 40L170 41H172V39H171V37L169 38ZM169 40L167 41V42H169ZM237 40H235V41H237ZM70 41H72V39L70 40ZM87 41H89V40H86V42ZM90 41H91V39H90ZM96 41H99V40H97L96 39ZM96 41H95V43H96ZM102 41V42H103ZM143 40H141V43L143 44V42H142ZM165 41V42H166ZM54 42V43H55ZM72 42H74V41H72ZM154 42V41H153ZM156 42V41H155ZM166 42V43H167ZM229 42H230V40H229ZM252 42V41H251ZM251 42H245V43H251ZM64 43V42H63ZM89 43V42H88ZM94 43V42H93ZM99 43H100V41H99ZM106 43H108V42H106ZM120 43V44H119ZM126 43L127 42H125V44L124 45H126ZM144 43H146L145 41H144ZM149 43V42H148ZM151 43V42H150ZM149 43V44H150ZM231 43H233V42H231ZM238 43V42H237ZM76 44V43H75ZM102 44V43H101ZM128 44H130V43H128ZM140 44V43H139ZM142 44H140V45H138V43H137V45H136V47H137V49H138V47L140 46V47H142V48H140V49H142L144 52H145V49L147 48H149L150 49V47H148V46H146V45H142ZM153 44H155V43H153ZM152 44V45H153ZM159 44V43H158ZM158 44H157V48H158ZM169 44V43H168ZM178 44H174L175 46H177ZM56 45H58V44H55V46ZM66 45H68L67 43H66ZM66 45H65V47H66ZM72 45V44H71ZM89 45V44H88ZM100 45V44H99ZM105 46H106V44H104ZM103 45V46H104ZM161 45V44H160ZM174 45H172L173 47H174ZM224 45V44H223ZM227 45L228 44H225V46L224 47H226V48H230V45H228V47H227ZM235 45V44H234ZM240 45V44H239ZM238 45V46H239ZM247 45V44H246ZM58 46H60V45H58ZM102 46V45H101ZM110 46H112V45H110ZM109 46V47H110ZM168 46V45H167ZM171 46V45H170ZM205 46H207V45H205ZM90 47V46H89ZM96 45L94 44L93 45V48H89L90 50L89 51H91L92 49H94L95 50V53L97 52V53H100V52H98L97 50H96ZM109 47L107 46V48H108V50H109ZM122 47L120 48V49H122ZM125 47H128V46H125ZM169 47V46H168ZM204 47V46H203ZM235 47V46H234ZM236 47H237V45H236ZM235 47V48H236ZM242 47V46H241ZM248 47V46H247ZM248 47V48H249ZM70 48H71V46H70ZM102 48V47H101ZM145 48V49H144ZM156 48V47H155ZM161 48V47H160ZM163 48H164V46H163ZM175 48V47H174ZM177 48V47H176ZM178 48H180V46L178 47ZM207 48V47H206ZM205 48V49H206ZM231 48H233V46H231ZM243 48H245V47H243ZM243 48H241V52L239 51V52H237L236 54H238V53H242L241 55H240V57L243 55V53H245L243 50ZM62 49H63V47H62ZM105 49V48H104ZM113 49H116L115 47L113 48ZM118 49V48H117ZM120 49H118V50H120ZM125 49V48H124ZM126 49H128V48H126ZM140 49H138V51L137 52H139V51H142V50H140ZM148 49V50H149ZM201 49H202V47H201ZM209 49H211V47H209ZM224 49V48H223ZM237 49H239V48H237ZM243 49V50H242ZM254 49V52L256 51ZM64 50V49H63ZM72 50V49H71ZM78 50V49H77ZM93 50V51H94ZM98 50H99V48H98ZM102 50H103V48H102ZM108 50H106V51H108ZM112 50V49H111ZM147 50V51H148ZM159 50V49H158ZM215 50V49H214ZM225 50V49H224ZM228 50V49H227ZM233 50V49H232ZM248 49L246 48V51H247ZM261 50V51H262ZM93 51H91L90 52V54H92V52ZM104 51V50H103ZM113 51V50H112ZM116 51V50H115ZM115 51H113V53L115 52ZM124 51V50H123ZM123 51H121V52H123ZM134 51H136V50H132V52H134ZM151 51H153V49H151ZM200 51V52H199ZM217 51H219V50H217ZM220 51H221V49H220ZM228 51H231L230 49L228 50ZM227 51V52H228ZM234 51H235V49H234ZM234 51H233V53H234ZM236 51H238V50H236ZM59 52V51H58ZM71 52V51H70ZM73 52V51H72ZM74 52H75V50H74ZM73 52V53H74ZM124 52H126V51H124ZM136 52V53H137ZM204 52L206 53L207 51H205L204 50ZM227 52H225V53H227ZM248 52V55L250 54ZM96 53V54H97ZM104 53V52H103ZM103 53H101V54H103ZM110 53H112L111 51H110ZM127 53V52H126ZM128 53H129V50H128ZM136 53H134V54H136ZM141 53V52H140ZM143 53V52H142ZM205 53H202V54H198V56H201L202 57V59H203V57H205V56H202L203 54L205 55ZM209 53V52H208ZM212 53L213 52H211V57H212ZM228 53H230V52H228ZM264 53V52H263ZM67 54V53H66ZM72 54V53H71ZM71 54H69L71 57L73 56V54L71 55ZM78 54V53H77ZM107 54V53H106ZM130 54V53H129ZM146 54H148L147 52H146ZM152 54V53H151ZM158 54V53H157ZM194 54V53H193ZM192 54V56H194ZM207 54V53H206ZM247 53H245V55H246ZM262 54V53H261ZM261 54H259L258 55V53L256 54L255 53V55L256 56H254L255 57V59L251 56V55H249L250 57H252L251 59L252 60H255L256 61V57H257V55H258V57H261V59H259L260 61L263 59L262 58V56H261ZM75 55H76V53H75ZM92 55H94V54H92ZM104 55V54H103ZM113 55V54H112ZM112 55H109L108 54V56L110 57L111 56V58H112ZM123 55H125V53L123 54ZM141 55V54H140ZM155 55V54H154ZM161 55V54H160ZM159 55V57H161ZM182 55V54H181ZM184 55V54H183ZM230 55H231V53H230ZM239 55V54H238ZM248 55H247V57H248ZM263 55V54H262ZM61 56V55H60ZM78 56H79V54H78ZM95 56H97V55H95ZM99 56H101L102 57V55H98V57ZM105 56V55H104ZM115 56H117V54H115ZM118 56H119V54H118ZM130 56V55H129ZM145 56V55H144ZM158 56V55H157ZM198 56H196V57H198ZM209 56H210V53H209ZM237 55H235V58H240V57H236ZM74 57V56H73ZM90 57V56H89ZM120 57H124V56H120ZM127 57V56H126ZM133 57H135V56H133ZM132 57V58H133ZM142 57H143V55H142ZM149 57V56H148ZM153 57V56H152ZM152 57H150V59H152ZM179 57V58H178ZM184 57V56H183ZM182 56H181V58H183ZM186 57H185V59H186ZM214 57V56H213ZM215 57H216V59H217V57L218 56H216V54H215ZM220 57V56H219ZM224 57V56H223ZM228 57V56H227ZM227 57H226V59H227ZM242 57H244V56H242ZM247 57H244L243 59L245 60V58H247ZM257 57V58H258ZM94 58V57H93ZM104 58V57H103ZM110 58V59H111ZM117 58V57H116ZM129 58V57H128ZM128 58H125V59H122L123 61L124 60H129L130 61V63H132L131 62V58L130 59H128ZM136 58V57H135ZM162 58H163V56H162ZM165 58H166V56H165ZM163 59V60H160L161 58H153L152 60H150L149 61V58H148V61L147 62H145V63H142V64H139L138 62V64L140 65V66H142V70H141V72L138 74H135L134 72H132V70L131 69H129V65L126 63H124V65H121V66H124L125 68H127V69H125L124 71H123V73H125L124 75H126V76H128V77H130V78H132L135 82L133 83L134 85H135V83L136 82H138V83H142L143 81H145L146 79L148 80V78L150 79V80H154L155 82H157V81H161L160 83L163 85L164 83H162L164 80H165V78L167 77V76H172V75H177V77H186V72H185V70H184V67H183V65H182V63H181V60H180V56H176V57H172V58H170V59ZM206 58V57H205ZM204 58V59H205ZM208 58V57H207ZM207 58H206V60H207ZM222 60H224L222 57H220ZM231 58V57H230ZM73 58H69V60H72ZM106 59H108L107 57L106 58H104V60L106 61ZM109 59V60H110ZM184 59V58H183ZM182 59V60H183ZM194 59H196V58H194ZM198 59V58H197ZM201 59V58H200ZM213 59L214 58H212V60L211 61H213ZM216 59H214L215 61H216ZM225 59V61L224 62H226V63H223V65L224 64H226V66L224 65V67H227L229 64L227 63L228 61V59L226 60ZM249 59V58H248ZM247 59V60H248ZM74 60H75V57H74ZM74 60H72V61H74ZM103 59L101 58V61H102ZM113 60V59H112ZM111 60V61H112ZM119 59H117V61H118ZM121 60V59H120ZM142 60V59H141ZM251 60V62L250 61H248L249 62V64L248 65H250V63H251V65L250 66H244V65H240V68H242L243 66H244V68H249V67H251L253 64H254V62ZM61 61V60H60ZM72 61H70V62H72ZM91 61H93L92 59H91ZM110 61V62H111ZM114 61V60H113ZM122 61V62H123ZM126 61H124V62H126ZM161 61V62H160ZM187 61V60H186ZM193 62L192 63H194L195 64V67H196V63L194 62V60H192ZM211 61L209 60L208 62H210L211 63ZM215 61H213L214 63H212L213 65H216L215 64ZM232 61V59H230L229 60V62H231ZM238 61H240L239 63H241L242 61H241V59L240 60H238ZM246 61V60H245ZM244 61V64L246 63H248L247 61L245 62ZM260 61L258 62V59H257V61L255 62V64L254 65H256V66H254L253 65V67H251V68H254V67H256V69L255 70H258V69H260L259 67L261 66V68H264V67H262L263 65H261L262 64V61H264V60H262L261 61V64H259L260 63ZM97 62V61H96ZM102 62H104V61H102ZM119 62V61H118ZM121 62V64H123ZM135 62H136V60H135ZM142 62H143V60H142ZM156 62H159L158 64L156 63ZM183 62H185L184 60H183ZM187 62H191V61H187ZM219 62V61H218ZM221 62H223V61H221ZM233 62H235V60L233 61ZM232 62V64H234ZM236 62H237V60H236ZM253 62V63H252ZM258 62V66H257V63ZM92 63H94V62H92ZM105 63V62H104ZM106 63H108V61H106ZM238 63V62H237ZM62 64V63H61ZM133 64V63H132ZM194 64H193V67H194ZM198 64H199V61H198ZM220 64V63H219ZM242 64H243V62H242ZM263 64H264V62H263ZM72 65V64H71ZM107 65H109V64H107ZM131 65V64H130ZM185 65H187V63L185 64ZM184 65V66H185ZM188 65H190V64H188ZM187 65V66H188ZM223 65H222V67H223ZM110 67H111V64L109 65ZM113 66V65H112ZM115 66V65H114ZM136 66V65H135ZM138 66V65H137ZM139 66V67H140ZM219 66V65H218ZM221 66V65H220ZM29 67V66H28ZM31 67H35V66H31ZM30 67V68H31ZM118 67H120V65L118 66ZM118 67H117V69H115V67L113 68L114 70H118ZM192 66L190 67L191 68V71H192V68H193ZM228 67H230V65L228 66ZM232 67H234V66H232ZM238 67V66H237ZM30 68H26V70L27 71H29L30 70ZM36 68V67H35ZM34 68V69H35ZM38 68H40V69H42L41 67H38ZM131 68V67H130ZM133 68V67H132ZM136 68V67H135ZM141 68V67H140ZM187 68H189V66L187 67ZM25 68L23 67V70H24ZM34 69H32L33 71H35ZM48 69H50V68H48ZM86 69V72H87V69L88 68H85ZM124 69V68H123ZM195 69V68H194ZM243 69V68H242ZM25 70V71H26ZM44 70V72H45V69H43ZM43 70H41V71H43ZM92 70V69H91ZM109 70H110V68H109ZM121 70V69H120ZM135 70V69H134ZM209 70V69H208ZM225 71V72H227L228 70H222V69H218V71ZM262 70V69H261ZM260 70V71H261ZM21 72H23L22 70H20ZM26 71V74L27 73H29V72H27ZM33 71H31L30 70V74L33 72ZM41 71H39V70H37V72H40V73H36V71H35V73L31 76L30 74V76H28V74H27V76L28 77H30L29 79L32 81V78H34V77H36V79H35V81L37 80V83L38 84H35L33 87H28V88H30V89H28L27 90V93L25 92H23L25 95H26V97L30 100V104H28V105H31L32 104V107L33 108H35L36 107V111H38V112H42V114H43V112L44 113H47L48 115H53V117L55 116V118H57L58 117V119H59V117H61L63 120H64V118H66L65 120H67V119H70V121L72 120V121H75V122H81L82 121V124H83V122H85L84 121V119H83V117H84V115L83 114H80V115H83V117H81V116H79L78 115V113H77V111H80L81 113H82V111L81 110H78V108L79 107H82V106H86V105H90V104H94V102H95V104H96V101L98 102V103H100L101 105H102V107L103 108H105V110L107 111H109L110 113H112L111 114V116L113 117V115L115 116V114H116V118H117V116L119 117L120 115H122L123 113H124V110H123V113H122V110L121 109H123V107L124 106H126V105H124V103L122 102V101H120L121 99H119L118 97H120V96H122V95H124V93L122 94V95H120V96H118L117 95V92H115V93H112L111 91H109L107 88H99V85H98V88H97V86L95 87L94 85H92V83H91V81L94 79L95 80V78L96 77H92L93 79H91V81L89 80L90 79V77H89V79H87V78H85V79H87V80H89V82H90V84L92 85V86H94L95 88H93V87H88V88H84V86L86 85H88V86H91L90 84H89V82L87 83H81L82 82V78L80 79L81 80V82L79 83V84H76V83H72L71 84V78L69 79L68 78V80H70L69 82L68 81H65V80H67V77L66 78H63V80H61L60 79V81H55V77L58 75H56L55 77H53V76H51L52 74L50 73V72H52V71H48L49 72V76L47 75V74H44V72H42L41 73ZM83 71V69L80 71V74H81V72ZM85 71V70H84ZM98 71V70H97ZM111 71V70H110ZM119 71V70H118ZM186 71H188L187 69H186ZM213 71H215V70H213ZM213 71H211V72H208V73H210V75H215L216 73H213V74H211ZM217 71V70H216ZM215 71V72H216ZM259 71V72H260ZM264 71V70H263ZM79 72V71H78ZM89 72V71H88ZM86 73L85 75L86 76H88L89 74H90V72L89 73ZM91 72H96V70H92ZM109 72V71H108ZM114 72V71H113ZM194 72V71H193ZM193 72H190V70H189V72H187L188 74L189 73H192L193 74ZM258 72V71H257ZM255 73V74H258V73ZM20 73V72H19ZM24 73V72H23ZM77 73V72H76ZM97 74L99 73V71L98 72H96ZM112 73V72H111ZM117 73V72H116ZM123 73H122V75H123ZM195 73V72H194ZM198 72H196V74H197ZM206 73V72H205ZM243 73V72H242ZM16 74V73H15ZM21 74V73H20ZM54 74H56V73H54ZM84 73L82 72V75H83ZM93 74V73H92ZM91 74V75H92ZM108 74V76H109V74L110 73H107ZM106 74V75H107ZM119 74V73H118ZM196 74H193L194 76L196 75ZM199 74V73H198ZM201 74H203L204 75V73H201ZM200 74V75H201ZM207 74V73H206ZM205 74V75H206ZM220 74L221 75H223V73L222 72H220ZM226 74H227V76H228V72L227 73H225L224 75H225V77H226ZM229 74H230V72H229ZM263 74V76H264V73H262V71H261V75ZM21 75H23L24 76V80L23 81H25L26 79L27 80H29L28 78H25V76L26 75H24V74H21ZM78 75V74H77ZM85 75L83 76V77H85ZM100 75V74H99ZM110 75H113L114 76V74H110ZM190 75V74H189ZM189 75H187V76H189ZM219 75V74H218ZM218 75H215L216 77L218 76ZM224 75H223V77H224ZM260 75V76H261ZM16 76H17V74H16ZM20 76V75H19ZM60 76H61V74H60ZM90 76V75H89ZM95 76V75H94ZM108 76H105V77H108ZM119 76V75H118ZM117 76V77H118ZM121 76V75H120ZM202 76V75H201ZM214 76V77H215ZM220 76V75H219ZM218 76V78H213L212 79V76H209L208 75V78H210L211 77V79L213 80V82L211 81V79H208L207 80V76H206V80L209 82V81H211V82H207L206 80V82L207 83H204V81H203V87H205V88H207L208 86V90H209V88H210V90H211V87H210V85L209 84H212V83H214V81L216 80V79H219L220 77ZM244 76V75H243ZM247 76V75H246ZM258 76H259V74H258ZM259 76V77H260ZM18 77V76H17ZM21 77V76H20ZM19 77V78H20ZM72 77V76H71ZM76 77V76H75ZM100 77V76H99ZM110 77V76H109ZM124 77V76H123ZM175 77V76H174ZM176 77V78H177ZM182 77V78H183ZM204 78H205V76H203ZM224 77V80L225 79H227V78H225ZM256 77V76H255ZM262 77V76H261ZM98 78V77H97ZM96 78V79H97ZM114 78H115V76H114ZM121 78H122V76H121ZM172 78V77H171ZM244 78V77H243ZM107 79V78H106ZM109 79V78H108ZM111 79H113V78H111ZM110 79V80H111ZM167 79V78H166ZM185 79H187V77L185 78ZM192 79V78H191ZM194 79V78H193ZM255 79L256 78H254L253 79V81L255 82ZM22 80L20 79V82L22 83ZM27 80H26V82H27ZM34 80V79H33ZM93 80V81H94ZM98 80V79H97ZM103 80H104V78H103ZM117 80V79H116ZM119 80H120V77H119ZM130 79H128L127 81H129ZM133 80H132V82H133ZM147 80H146V82H147ZM149 80V81H150ZM157 80V81H156ZM220 80H221V82H224V80L222 81V79L220 78L219 79V81H218V83H216V81H215V83L216 84H219V82H220ZM251 79H249V81H250ZM73 82H75L74 81V79L72 80ZM92 81V82H93ZM99 81V80H98ZM104 81H106V83L108 82L107 80H104ZM103 81V82H104ZM113 81H115V80H113ZM122 81H123V79H122ZM168 81V80H167ZM188 81H191L190 79L188 80ZM202 81V80H201ZM200 81V82H201ZM225 81H227V80H225ZM252 81V80H251ZM252 81V82H253ZM260 81H261V78H260ZM264 81V80H263ZM131 82V81H130ZM146 82H144V83H146ZM159 82H157L158 84H160ZM165 82V81H164ZM193 82V81H192ZM195 83H197L196 81H194ZM193 82V83H194ZM262 82V81H261ZM24 83V82H23ZM31 83H34V82H31ZM94 83V82H93ZM100 83V82H99ZM110 83V82H109ZM191 83V82H190ZM193 83H191V84H193ZM194 83V84H195ZM198 83H199V81H198ZM197 83V84H198ZM202 83V82H201ZM200 83V84H201ZM229 83H230V85H231V81H229ZM256 83V82H255ZM263 83V82H262ZM101 84V83H100ZM103 84H105V83H103ZM108 84V83H107ZM111 84V83H110ZM109 84V85H110ZM114 84V83H113ZM132 84V83H131ZM194 84H193V86H194ZM199 84V85H200ZM233 84V83H232ZM198 85V86H199ZM220 85V84H219ZM219 85H216V86H219ZM224 85V84H223ZM222 85V86H223ZM257 85V84H256ZM85 86V87H86ZM105 86V85H104ZM108 86V85H107ZM114 86V85H113ZM136 86V85H135ZM143 86V85H142ZM221 86V85H220ZM229 86V85H228ZM252 86H255L254 84L252 85ZM260 85L258 84V86H257V88L259 87ZM83 87V88H82ZM199 87H201V86H199ZM199 87H197V88H199ZM227 87V86H226ZM230 87H232V86H230ZM262 87V86H261ZM82 89L81 91L80 90H78L77 91V89ZM109 88V87H108ZM212 88H216L215 87V85H214V87H212ZM225 88V87H224ZM255 88V87H254ZM263 88V87H262ZM112 89H115V88H112ZM227 89H229L228 87H227ZM256 89V88H255ZM259 89V88H258ZM43 90V97H41V98H43V99H47L48 101H42L41 99H39V100H37V97L35 96V94L34 93H38V92H40V91H42ZM121 90V89H120ZM119 90V91H120ZM210 90H209V92H207V90H205L204 92H202V91H200V94H202L203 93V95H201V96H197V95H190V98H188L190 101L191 100H193V101H195V100H200V101H202V102H207V103H214V101H216V97H217V95L218 94H216V92H214L213 91V89H212V91H211V93H210ZM222 90V89H221ZM220 90V91H221ZM257 90V89H256ZM260 90H264V88L263 89H260ZM26 91V90H25ZM114 91V90H113ZM259 90H257V92H258ZM202 92V93H201ZM212 92H214V94L212 93ZM253 93H254V91H252ZM261 92L262 91H260V92H258L259 93V95L261 94ZM199 93V92H198ZM222 93V92H221ZM220 93V94H221ZM247 93V92H246ZM252 93V94H253ZM258 93H256V96H258L257 94ZM216 94V95H215ZM245 94V93H244ZM251 93H249V95H250ZM186 95V94H185ZM248 94L246 95L245 94V96L247 97V98H249V97H251V96H253V95H251V96H249ZM263 95H264V91H263ZM262 95V96H263ZM118 96V97H117ZM222 96H223V94H222ZM226 96H227V94H226ZM226 96H224V98H226L227 99V97ZM228 96H229V94H228ZM244 96V97H245ZM249 96V97H248ZM254 96H255V94H254ZM25 97V98H26ZM189 97V96H188ZM235 97V96H234ZM261 97V96H260ZM124 98V97H123ZM127 98V97H126ZM219 98V97H218ZM253 99H254V104H253V109H251V111L252 110H254L255 108L254 107H257V106H259L262 102H263V104L262 105H264V99H262L263 101L261 102V100H258V101H260V102H258V104L256 103L257 101H255V99L256 98H254V97H252ZM264 98V97H263ZM21 100H22V98H20ZM119 99V100H118ZM128 99V98H127ZM225 99V100H226ZM229 99H232V97L231 98H229ZM228 99V100H229ZM243 99H245V98H243ZM252 99V100H253ZM260 99V98H259ZM23 100H25L26 101V99H24L23 98ZM29 100H27V102L29 101ZM96 100V101H95ZM129 100V99H128ZM224 100V102H227V101H225ZM251 100V99H250ZM251 100V101H252ZM199 101V102H200ZM234 101V100H233ZM247 101V102H246ZM245 101V106L244 105H242L241 103H239V105H238V103L237 104H234L235 102H232V101H228L227 103V105L226 104H224L223 106H221L222 108H224L225 110H228V112H225L224 113V111L222 112V113H224V114H226V113H228L229 114V112H230V120H235V119H238L239 120V118H241V117H245L244 115H246V114H244V113H247V111H248V108H250L249 106H250V101H248V100H246ZM128 102V101H127ZM131 101L129 100V103H130ZM231 102V103H230ZM237 102V101H236ZM249 102V103H248ZM253 102V101H252ZM24 103V102H23ZM146 103V102H145ZM152 103V102H151ZM150 103V104H151ZM190 103V102H189ZM206 103V104H207ZM217 103V102H216ZM244 103V102H243ZM131 104V103H130ZM130 104H128V105H130ZM153 104V103H152ZM202 104V103H201ZM248 104H249V106H248ZM25 105V106H24ZM98 105V104H97ZM132 105V104H131ZM142 105H144V104H142ZM146 105V104H145ZM153 105H155V107H157L156 106V104H153ZM163 105V104H162ZM217 105V104H216ZM243 107H247V108H242V106ZM23 106L25 107V109H26V111L28 112V110H29V108L27 107V104L26 103H24L23 104ZM134 106V104L131 106V108ZM213 106H215V104L213 105ZM239 106V107H238ZM92 107V105L91 106H89V107H87V108H91ZM94 108L96 107V108H98V107H100V106H93ZM93 107L91 108L94 112H95V110L93 109ZM101 107V108H102ZM146 107V106H145ZM144 106L142 107L143 109L145 108ZM153 107V106H152ZM163 107V106H162ZM166 106H164L163 108L165 109V110H167L166 108H165ZM218 107H220L219 105L216 107L215 106V108H218ZM261 107H263V106H261ZM86 107H85V109H87ZM95 108V109H96ZM134 108H137V107H134ZM133 108V109H134ZM159 107H157V109H158ZM162 108V109H163ZM176 108V107H175ZM201 108H203V109H206V108H204V107H201ZM208 108V107H207ZM259 108V107H258ZM30 109H32V108H30ZM82 110L84 109V108H81ZM128 109V108H127ZM132 109V110H133ZM147 110H148V108H146ZM160 109V108H159ZM158 109V110H159ZM180 109V108H179ZM199 109V108H198ZM220 109V108H219ZM262 109H264V107L262 108ZM91 110V111H92ZM96 110H98V109H96ZM99 110H101V109H99ZM135 111L137 110V109H134ZM153 110V109H152ZM156 109H154V111H155ZM164 110V111H165ZM172 110V109H171ZM175 110V109H174ZM178 110V107L176 108V111ZM182 110V109H181ZM184 110V109H183ZM223 110V109H222ZM250 110V109H249ZM258 111L257 112H259L261 109H257ZM83 111H85V110H83ZM88 111V110H87ZM87 111H85V112H87ZM90 111V112H91ZM92 111V112H93ZM102 112H103V115L105 116H107V117H109V118H111L110 117V114H108L107 112H105L104 111V109L103 110H101ZM101 111L99 112V114L101 113ZM117 111H120V115H118L117 113H115V112H117ZM125 111H126V109H125ZM138 111V110H137ZM179 111V110H178ZM203 111L204 110H201V112L200 113H202L203 114ZM206 111H208L207 109L204 111V112H206ZM33 112L35 113V110H33ZM37 112V113H38ZM90 112H88L90 115V117H91V113ZM98 112V111H97ZM127 112V111H126ZM132 113V115H133V112L131 111V109H130V111L129 112H127V114L128 113ZM140 112V111H139ZM160 112L162 113V111L160 110ZM160 112H157L158 113V115H159V113ZM168 112H170V111H168ZM197 112H198V110H197ZM209 112H211V110L209 111ZM219 112V111H218ZM220 112H221V110H220ZM253 112V111H252ZM29 113V112H28ZM34 113H33V116H34ZM37 113H35L36 115L34 116V117H36L37 115H39V114H37ZM105 113H107V114H105ZM115 113V114H114ZM148 113H151V112H148ZM160 113V114H161ZM165 114H166V112H164ZM176 113H178V112H176ZM175 113V116L176 115H178L179 113L181 114L182 112H179L178 114H176ZM192 113H194V111L192 112ZM199 113V112H198ZM222 113H221V115H222ZM254 113V112H253ZM41 114V113H40ZM85 114V113H84ZM94 115L96 114V116H98L97 115V113H93ZM126 114V113H125ZM125 114H123V115H125ZM134 114H136V113H134ZM143 114H146V113H143ZM169 114V113H168ZM172 114V113H171ZM171 114H169L170 115V117H171ZM179 114V115H180ZM210 114V113H209ZM218 113H216V115H214L213 114V116H218V117H216V120H217V118H219V114L217 115ZM228 114H226V115H228ZM260 114V113H259ZM44 115V114H43ZM47 115V116H48ZM88 114H86L85 116H87ZM94 115H93V117H94ZM131 114H130V116H132ZM140 115V114H139ZM138 115V116H139ZM146 115H148V114H146ZM152 115V114H151ZM157 115V116H158ZM164 115V114H163ZM162 114H161V117L163 116ZM173 115V114H172ZM178 115V116H179ZM192 115H197L196 113H194V114H192ZM200 115V114H199ZM206 114L204 113V116H205ZM211 115V114H210ZM33 116H31V117H33ZM45 117V119L46 118H48V117ZM128 116H129V114H128ZM136 116L137 115H135L134 117L136 118ZM141 116H142V113H141ZM144 116V115H143ZM156 116V117H157ZM178 116H176L175 118H178ZM181 116V115H180ZM180 116H179V118H180ZM203 116V115H202ZM225 116V115H224ZM33 117V118H34ZM42 117H44V116H42ZM88 117V116H87ZM99 117V116H98ZM100 117H101V114H100ZM100 117H99V120H100ZM125 116H123V118H124ZM145 117V116H144ZM166 117V116H165ZM169 117V118H170ZM183 117V116H182ZM206 117H207V115H206ZM210 117H212V116H210ZM222 117V116H221ZM220 117V118H221ZM227 117V116H226ZM226 117H223L224 118V120L226 119ZM228 117V118H229ZM38 118H40L41 119V116H39ZM54 118V120H53V118L51 117H49L48 119L50 120V121H54L55 122V119ZM97 118V117H96ZM96 118H93V120L94 121H96V122H98V118H97V120H95ZM114 118V117H113ZM112 118V119H113ZM115 118V119H116ZM120 118V120H121V118L122 117H119ZM126 119H127V117H125ZM130 118V117H129ZM138 118V117H137ZM136 118V119H137ZM145 118H150V115H149V117H145ZM145 118H143L141 121H143V123L145 122L144 120H145ZM167 119H168V117H166ZM172 118V117H171ZM170 118V119H171ZM174 118V117H173ZM179 118L176 120L177 122H178V120H179ZM232 118V119H231ZM246 118H247V116H246ZM43 119V118H42ZM52 119V120H51ZM57 119V120H58ZM92 119V118H91ZM132 119H134L133 117H132ZM135 119V120H136ZM139 120H140V116H139V118H138ZM153 119H154V117H153ZM162 119H163V117H162ZM181 119V118H180ZM197 119V118H196ZM211 119V118H210ZM248 119V118H247ZM49 120H45V121H49ZM156 120V119H155ZM172 120V119H171ZM183 120H184V118H183ZM182 120V121H183ZM208 120H209V117H208ZM214 121H215V119H213ZM213 120H210V122L211 121H213ZM220 120L221 119H219V122H220ZM223 120V119H222ZM221 120V121H222ZM44 121V122H45ZM49 121V122H50ZM69 121V120H68ZM126 121H128V119L127 120H123L122 122H120L119 123V121H117L119 124H117V123H115V122H113L112 121V123L111 122H109V124H111V125H109V124H101V123H96V122H94L93 124L94 125H92L91 126V129H90V127H89V129H90V132L88 131V130H86L85 128H84V132H85V130H86V133L88 132V133H90V135H105V134H108V133H111V135L113 134L112 133V129H114L113 128V123H115L116 125H117V128L115 127V134L117 135V139L120 137V139L121 138H123V137H126V138H129V139H131L130 141H138V144H141L142 142L143 143H149V144H153L154 142H156V143H158V141H168L167 139L169 138V137H171V135L166 139L165 137L166 136H168V135H166L165 136V132H160V133H163L164 134V138H161L160 137V139L159 138H153V135H152V133H151V135H152V138H150L151 136H149L148 138H145L146 137V135H144V133L142 132L143 130H144V128H143V130H141V129H139V128H131L130 126H128V125H126L124 122H126ZM132 121H134V120H132ZM148 121H150L149 119H148ZM152 121V120H151ZM150 121V122H151ZM157 121V120H156ZM158 121H159V119H158ZM162 121V120H161ZM161 121L159 122V123H161ZM175 121V119L173 120V121H171V122H174ZM175 121V122H176ZM200 121V120H199ZM237 121V120H236ZM243 120H242V118H241V121L239 120V123L240 122H242ZM244 121H245V118H244ZM61 122V121H60ZM74 122V123H75ZM77 122V123H78ZM100 122V121H99ZM104 122V121H103ZM129 122V124H130V120L128 121ZM135 122V121H134ZM137 122V121H136ZM136 122L135 123H133V122H131V124H134L135 126H137L136 125ZM163 123H161V125L162 124H164V119H163V121H162ZM184 122V121H183ZM201 122V121H200ZM218 121H217V123H216V125H214L215 123H213V122H211V123H213V125H210L209 124V122H208V124L212 127V126H214V127H216V128H214V127H212V128H214L213 130H215L214 132H218L217 131V129H219L218 127H219V125L221 126V127H223V126H227V125H225V124H218L219 123ZM227 122H229V121H227ZM246 122H247V120H246ZM251 122V124L250 125H252L253 127H254V129H256V130H259V132L258 133H255V135L253 136V138H251V139H249L248 141H252L251 142V144H253V148L251 147V149H252V151H251V155L249 156V160L248 159H246V158H248L247 156H246V160H248L249 162H257V167H256V169H255V172L254 171H252V169H251V172L252 173H250L249 171H248V166L249 167H251L252 166V164H250L248 161V163H246V162H244L243 163V161L245 160V159H243L241 156H240V153H239V156H238V159H241V162L243 163V165L246 163V164H250V165H246L245 167L244 166H242V165H240L239 163H241V162H239V160H238V162H237V164H238V166L240 165V166H242V167H240L239 169H237V171L240 173L241 171L240 170H242L241 168H247V169H245V171L247 170L248 171V174L250 173L252 176L254 175V173H255V177L254 178H251L250 176V181H246V182H248V183H245L244 181V183L247 185V187L244 189V188H242V186H243V184H241L240 183V181H238V182H232V181H234L235 179H237V177H235V176H232V175H234V173L232 174V172H231V175L230 176H232V177H234V180H232L231 181V177L230 178H227L229 175L228 174H230L229 173V171H232V168L234 167V166H232V163L234 162L235 163V167H234V170L236 169V157L235 156H237L236 155V153H234L235 154V156H234V160H236V161H234L233 160V158H232V163L230 162V161H228L227 162V160L226 159H228L229 158V156H228V158H222L221 159V156L223 155V152H222V154L220 155L219 154V152H217V151H215L216 153H218V155H220V158L217 156H215L216 157V160H217V164L218 163H220L221 162V160H223V159H225V160H223V161H226L228 164H229V162H230V164L228 165L229 167H231L232 166V168H229V167H227L229 170H227V168L225 167V163L226 162H221L222 163V165L225 167V169H223V170H225V172H226V170H227V172H228V176L227 175H225V176H227L225 179H229V182L231 181L232 182V184L234 183V184H236V183H240L239 185L241 186V188L243 189V190H240L241 191V195H246V194H248L249 193V195L250 196H252L253 198H256V199H261V200H259V201H262L263 202V200H264V116H262V117H255L254 119H251L250 121H248V124ZM53 123V122H52ZM51 123V124H52ZM96 123V124H95ZM156 123V122H155ZM158 123V124H159ZM165 123H166V121H165ZM168 123V122H167ZM178 123H181L180 121L178 122ZM178 123H176V124H178ZM203 123H205V122H203ZM203 123L201 124V123H199V124H201L200 126H202V129H203V127H204V125H203ZM206 123H207V120H206ZM226 123V122H225ZM229 123H231V124H233L232 123V121L231 122H229ZM229 123H227V124H229ZM48 124H50V123H48ZM56 124V123H55ZM81 124V125H82ZM138 124H141V123H139V121H138ZM154 124V120H153V123H150V126H156L155 128H152V130L153 129H155V130H158V131H160V129H162V126L159 124ZM175 124V125H176ZM235 124V123H234ZM236 124H238V121L236 122ZM248 124H246L247 126H248ZM44 125V124H43ZM43 125H41V126H43ZM46 125V124H45ZM60 124L58 123V126H59ZM133 125V126H134ZM166 125V124H165ZM168 125H169V123H168ZM167 125V126H168ZM172 125H173V123H172ZM179 125V124H178ZM182 126H183V124H181ZM180 125V126H181ZM196 125V124H195ZM207 125V124H206ZM205 125V126H206ZM230 125V124H229ZM228 125V126H229ZM250 125H249V127H250ZM55 126V125H54ZM80 126V125H79ZM141 126H145V128H146V125L144 124V125H141ZM177 126V125H176ZM193 126H194V124H193ZM191 126V128H196V126L198 127L199 125L197 124L196 126ZM210 126H209V128H210ZM227 126V127H228ZM233 126V125H232ZM236 127H238L239 125H235ZM234 126V127H235ZM241 126V125H240ZM46 127V126H45ZM60 127H62V126H60ZM59 127V128H60ZM74 127H76V126H74ZM82 127V126H81ZM83 127H85V126H83ZM137 127H139V126H137ZM175 127V126H174ZM207 127V129H208V126H206ZM220 127V128H221ZM235 127V129H237ZM249 127H247V128H249ZM55 128V127H54ZM58 128V127H57ZM53 129V130H55V133H56V135L61 139V140H64L65 138H64V133H63V131H65V133H67L66 132V130H64L63 128H62V130L61 129ZM78 128H80V127H78ZM87 128V127H86ZM148 129H150V127H147ZM172 128V127H171ZM205 128V127H204ZM226 127H224V129H225ZM229 128V127H228ZM228 128H227V130H228ZM241 128L242 127H240V130H241ZM34 129H36V128H34ZM163 129H165V128H163ZM162 129V130H163ZM168 129V128H167ZM177 129V128H176ZM175 129V130H176ZM200 129H201V127H200ZM199 129V130H200ZM206 129V128H205ZM206 129V131L205 132H207V131H210L209 129L207 130ZM230 129V128H229ZM239 129V128H238ZM245 129V128H244ZM254 129H252V127H251V130H254ZM44 130V129H43ZM75 130H76V128H75ZM81 131L83 130V128L82 129H80ZM161 130V131H162ZM171 130V129H170ZM172 130H174V129H172ZM172 130L170 131L171 133H172ZM174 130V133L176 134V132L178 131V129H177V131H175ZM188 130V129H187ZM186 130V131H187ZM192 130V129H191ZM198 130V129H197ZM198 130V131H199ZM212 130V129H211ZM212 130V131H213ZM221 130V129H220ZM222 130H223V128H222ZM222 130L220 131V132H222ZM238 131V130H236V131H238L237 133H241L242 132V130L241 131ZM247 129H245V130H243V132L244 131H246ZM251 130L249 131V132H251ZM77 131V130H76ZM150 132H151V129L149 130ZM154 131V130H153ZM158 131H154V132H158ZM165 131V130H164ZM185 131V132H186ZM194 131V130H193ZM195 131H196V129H195ZM203 131H204V129H203ZM78 132V131H77ZM83 132V131H82ZM83 132V133H84ZM150 132L149 133H147V134H150ZM153 132V133H154ZM185 132H183V131H180V129H179V134H178V136H176L175 137V142L176 143H178V144H182V145H184V135H186L187 133H185ZM225 132V131H224ZM227 132H229V131H227ZM248 132V130L246 131V133L245 134H247V133H249ZM33 133H34V131H33ZM41 133V132H40ZM53 133H54V131H53ZM83 133H81V134H83ZM141 133H143V135H141ZM190 133V132H189ZM226 133V132H225ZM231 133V132H230ZM76 134V133H75ZM78 134V133H77ZM115 134H114V137H115ZM175 134H173V136L175 135ZM193 134H195L194 136H196V132L195 133H193ZM199 134V133H198ZM203 134H205V133H203ZM220 134V133H219ZM242 134V133H241ZM254 133H252V135H253ZM33 135V134H32ZM35 135V134H34ZM39 135V134H38ZM69 135V134H68ZM85 135H87V134H85ZM84 135V137H86ZM154 135H156V134H154ZM158 135H159V132H158ZM192 135V134H191ZM191 135H190V137H191ZM207 135V134H206ZM209 135V134H208ZM67 136V135H66ZM74 136V135H73ZM80 136H82V135H80ZM108 135H106V137H107ZM145 136V137H144ZM148 136V135H147ZM161 136H162V134H161ZM187 136H189L188 134L186 135V137ZM205 135H203V137H204ZM211 136V135H210ZM216 136H217V133H216ZM216 136H213V137H216ZM220 135H218V139L220 138L219 137ZM233 136H234V134H233ZM87 137H88V135H87ZM94 137V136H93ZM111 137V139H112V136H110ZM157 137V136H156ZM159 137V136H158ZM193 137V136H192ZM207 137V136H206ZM221 137L223 138V139H225V137H227L226 135H225V137L222 135V133H221ZM230 137V136H229ZM71 138V137H70ZM73 138V137H72ZM82 138V137H81ZM102 138H104V137H102ZM109 138V137H108ZM125 138V139H126ZM172 138V137H171ZM174 138V137H173ZM194 138V137H193ZM222 138H221V140L220 141H223L222 140ZM228 138V137H227ZM233 138V137H232ZM231 137H230V140L232 139ZM234 138H235V136H234ZM237 138V137H236ZM235 138V140L234 141H237V139ZM246 138V137H245ZM244 138V139H245ZM97 139V142L99 141V139H100V137L98 138V137H96L94 140H96ZM110 139V140H111ZM152 139H153V141L154 142H152ZM190 139H192V138H190ZM208 139V138H207ZM206 138H205V140H207ZM212 139V138H211ZM210 139V140H211ZM215 139H217V137L215 138ZM229 139V138H228ZM228 139H226V140H228ZM73 140V139H72ZM75 140H77L76 138H75ZM74 140V141H75ZM113 140V139H112ZM115 141H116V138L114 139ZM113 140V141H114ZM119 140V139H118ZM123 140V139H122ZM126 140H128V139H126ZM148 140H150V142H152V143H150ZM246 140V139H245ZM88 141H90L89 140V137H88ZM104 141V139H102V141H100V142H103ZM105 141H106V138H105ZM108 141V140H107ZM186 141H189V139L188 140H186ZM185 141V142H186ZM208 141H209V139H208ZM212 141H214L213 139L211 140V142ZM217 141L220 143V141L219 140H215V147H216V144L218 145L219 143H217ZM239 141H240V138H239ZM242 141V140H241ZM244 141V140H243ZM67 142V141H66ZM91 142H93V140L91 139ZM90 142V143H91ZM100 142L98 143V144H100ZM122 142V141H121ZM121 142H116V143H121ZM127 142V141H126ZM139 142H141V143H139ZM190 142H191V140H190ZM194 144H197V143H195V142H197V141H192ZM210 142V141H209ZM244 142H246L247 143V140L246 141H244ZM108 143V142H107ZM123 143V142H122ZM137 143V142H136ZM147 143V144H148ZM156 143H154V144H156ZM164 142H162V144L159 142V144H161L159 147H161L162 145H164L163 144ZM189 144V142H186V144ZM198 143H200L198 146H197V148L199 147V146H201V145H203L204 143L201 141H199ZM203 143V144H202ZM206 143V142H205ZM229 143V144H228ZM232 143V145H234V143L233 142H231ZM231 143L230 142H227V143H225V140H224V144H228V145H231ZM239 143V142H238ZM238 143H236V145H234L235 146V148H236V146H238ZM96 144V143H95ZM102 144H104V142L102 143ZM105 144H106V142H105ZM111 144V143H110ZM114 144V143H113ZM145 144L143 145L142 144V146H145ZM170 144H171V142H170ZM185 144V145H186ZM207 144V143H206ZM211 144V143H210ZM210 144L208 143V145H209V148H210ZM221 144V143H220ZM219 144V145H220ZM247 144H249V143H247ZM121 145V144H120ZM134 145V144H133ZM169 145V144H168ZM167 145V143H166V145H164V147L165 146H168ZM244 146V144H241V146ZM116 146V145H115ZM140 146V145H139ZM157 146V145H156ZM173 146V145H172ZM176 147H177V145H175ZM206 146V145H205ZM211 146H214V145H212L211 144ZM226 146V145H225ZM224 146V147H225ZM241 146H239V147H241ZM242 146V147H243ZM135 147V146H134ZM163 147V148H164ZM168 147H170V146H168ZM179 147V146H178ZM178 147L177 148H173V150L175 149V150H177L178 149ZM182 147H184V146H180V149L182 148ZM208 147V146H207ZM218 148L220 147H222L223 148V146H217ZM230 147V146H229ZM238 147V148H239ZM119 148H120V146H119ZM122 148V147H121ZM140 148H141V146H140ZM162 147H161V149H163ZM201 148H203V146H201ZM209 148H207L206 149V147L205 148H203V151H204V149H206V151H208L209 150ZM231 148V147H230ZM244 148V147H243ZM116 149V148H115ZM124 149H127V148H124ZM166 149V148H165ZM165 149H163V150H165ZM183 149V148H182ZM181 149V150H182ZM195 149V148H194ZM194 149H192L193 151H194ZM200 149V148H199ZM197 149L198 151H201L202 149ZM211 149H212V147H211ZM210 149V150H211ZM217 149V148H216ZM225 148H223L222 150H224ZM232 149V148H231ZM242 149V148H241ZM249 149V148H248ZM117 150V149H116ZM160 150V149H159ZM174 150V151H175ZM179 150V149H178ZM177 150V151H178ZM209 150V151H210ZM215 150V149H214ZM218 150V149H217ZM235 152L238 150H235V149H233ZM250 150V149H249ZM140 151H142V150H140ZM171 151V150H170ZM184 151V150H183ZM206 151H205V153H206ZM208 151V152H209ZM219 151V150H218ZM240 151V150H239ZM239 151H237V152H239ZM127 152V151H126ZM131 152H132V150H131ZM136 152V151H135ZM158 152H161L162 153V150L161 151H158ZM164 152V151H163ZM166 152V151H165ZM182 152V151H181ZM186 152V151H185ZM195 152H196V150H195ZM202 152V151H201ZM200 152V154L201 155H199L198 157L200 158H202V155H204V154H202ZM213 152V151H212ZM214 152V153H215ZM224 152H225V150H224ZM246 152L248 153L249 151H247L246 150ZM133 153V152H132ZM178 153L180 154V152H177V155H178ZM183 153V152H182ZM188 154H189V152H187ZM191 153L192 154H194V152H192L191 151ZM221 153V152H220ZM130 154V153H129ZM186 154V153H185ZM184 153L183 154H181V155H178L176 158H172V157H170L169 156V154H168V156L170 157V158H167L168 159V163H165L164 165L161 163V165H163L162 167V170H164V171H166V168L165 167H167V169L169 168L170 170H171V168H176L175 166H184V163H186L185 161H189V162H191L192 160L190 159V157L191 156H189L188 154H186L185 155ZM208 154V153H207ZM211 154H213V153H211ZM233 154V153H232ZM249 154V153H248ZM161 155V154H160ZM184 155L185 156H189L188 158L187 157H185V158H187L188 160H185L184 161ZM195 155V154H194ZM197 155V154H196ZM210 154H208V156H209ZM214 155V154H213ZM217 155V154H216ZM225 155V154H224ZM223 155V156H224ZM226 155H228V154H226ZM229 155H231V154H229ZM241 155L243 156L244 154H242V151H241ZM138 156H140V155H138ZM146 156V155H145ZM204 156H206V154L204 155ZM222 156V157H223ZM233 156V155H232ZM207 157V156H206ZM224 157H227V156H224ZM241 157V158H240ZM243 157H245V156H243ZM192 158H193V156H192ZM199 158H197V159H199ZM146 159V158H145ZM170 159V160H169ZM190 159V160H189ZM203 159H204V157H203ZM220 159V160H219ZM230 159V158H229ZM210 160V159H209ZM153 161V160H152ZM155 161V160H154ZM159 161V160H158ZM166 161V160H165ZM170 161H173L174 162V164H172V162H170ZM196 161V160H195ZM195 161H192L193 163H195ZM218 161H220V162H218ZM150 162V161H149ZM160 163V162H159ZM170 163H171V165H170ZM193 163H191L192 165H193ZM226 163V164H227ZM139 164V163H138ZM140 164H141V162H140ZM144 164V163H143ZM5 165V164H4ZM136 165V164H135ZM161 165H159L160 167H161ZM187 165H188V162H187ZM195 165V164H194ZM202 165V164H201ZM200 165V166H201ZM211 166H213V163L212 164H210ZM210 165H208V167H210ZM221 165V164H220ZM231 165V166H230ZM144 166V165H143ZM142 166V167H143ZM204 166V165H203ZM202 166V167H203ZM206 166V165H205ZM237 166V167H238ZM254 166V165H253ZM252 166V167H253ZM3 167V166H2ZM178 167V168H179ZM201 167V168H202ZM218 167H221V169L220 170H222V166H218ZM217 167V168H218ZM223 167V168H224ZM5 168V167H4ZM3 168V169H4ZM11 168H13V167H11ZM157 168H159L158 167V165H157ZM156 168V169H157ZM178 168H176V171H178V170H180V169H178ZM211 168V167H210ZM209 168V169H210ZM213 168V171H214V167H212ZM211 168V169H212ZM5 169H8V167H7V164H6V168ZM143 169V168H142ZM178 169V170H177ZM195 169V168H194ZM206 169V168H205ZM208 169V168H207ZM209 169H208V171H209ZM210 169V170H211ZM231 169V170H230ZM10 170V169H9ZM154 170V169H153ZM174 170V169H173ZM216 170V169H215ZM244 170V169H243ZM243 170H242V173H247V172H243ZM8 171V170H7ZM14 171V169H12V172ZM20 171V170H19ZM137 171V170H136ZM140 171H141V169H140ZM156 171V170H155ZM154 171V172H155ZM158 171H159V169H158ZM163 171V172H164ZM175 171V170H174ZM174 171H171V172H173V174L172 175H174ZM181 171V170H180ZM186 171V170H185ZM184 171V172H185ZM212 171V170H211ZM2 172V171H1ZM0 172V173H1ZM4 172H6V170L4 171ZM3 172V173H4ZM11 172V171H10ZM143 172V171H142ZM167 172V171H166ZM183 172V171H182ZM195 172V171H194ZM210 172V171H209ZM208 172V173H209ZM218 172H219V170H218ZM222 172V171H221ZM224 172V171H223ZM14 173V172H13ZM13 173H11V174H13ZM19 174V172L18 171H16V174ZM138 173V172H137ZM140 173V172H139ZM148 173V172H147ZM160 173V172H159ZM168 174H169V176H171V173H169V170H168V172H167ZM205 173H207V172H205ZM211 173H214V172H211ZM217 173V172H216ZM241 173V174H242ZM2 174V173H1ZM10 174V175H11ZM210 174V173H209ZM224 173H221V175H223ZM248 174H246L247 175V177H248ZM2 175H5V174H2ZM8 175H9V173H8ZM22 175V174H21ZM136 175V174H135ZM141 175V174H140ZM160 175V174H159ZM163 175H164V173H163ZM165 175H166V173H165ZM181 175V174H180ZM218 175H220V172H219V174ZM244 177L246 176V175H244V174H242ZM19 176V175H18ZM132 176V175H131ZM168 175L166 176L167 178L169 177ZM174 176H179V174L178 175H174ZM204 176V175H203ZM210 176V175H209ZM208 175H205V177H207V178H210ZM21 177V176H20ZM118 177H120V176H118ZM160 177V176H159ZM159 177H157V179L159 178ZM163 178H164V176H162ZM165 177V178H166ZM182 177V176H181ZM204 177V182H206V181H208L209 182V185L208 186H210V188H212V186L210 185V183H212L211 182V180L214 178L215 180H216V178L213 176H211L212 177V179L210 180V179H207V178H205ZM223 177H224V175H223ZM125 178V177H124ZM143 178V177H142ZM147 178H149V176L147 177ZM161 178V177H160ZM163 178H162V180L160 181V182H163ZM21 179V178H20ZM129 179V178H128ZM170 179V178H169ZM172 179H175V177L174 178H172ZM178 179H180V178H178ZM213 179V180H214ZM233 179V178H232ZM239 179V178H238ZM14 180V179H13ZM19 180V179H18ZM25 180V179H24ZM133 180V179H132ZM160 180V179H159ZM158 180V181H159ZM165 180V179H164ZM190 180H192V179H190ZM202 180V181H203ZM214 180V181H215ZM224 180V179H223ZM245 180H249V178L247 179H245ZM130 181V180H129ZM129 181H127L128 183H129ZM134 181V180H133ZM157 181V182H158ZM166 181H170V180H167L166 179ZM199 181V180H198ZM198 181H197V183H198ZM237 181V180H236ZM27 182H29V181H27ZM126 182V181H125ZM137 183H138V181H136ZM149 182V181H148ZM181 182H183V181H181ZM200 182H201V180H200ZM208 182H207V184H208ZM219 180H218V182H217V180H216V182L215 183H213L214 185V189H216L217 190V188L219 187V186H217V188H216V183H218L219 184ZM229 182H224L223 184H225V183H229ZM127 183V184H128ZM131 183H132V181H131ZM167 183V182H166ZM175 183V182H174ZM173 183V184H174ZM14 184V183H13ZM132 184H134V183H132ZM136 184V183H135ZM147 184V183H146ZM149 184V183H148ZM147 184V185H148ZM158 184V183H157ZM192 184H194V186H195V183H191L190 184V186H192ZM200 184V183H199ZM202 184V183H201ZM204 184V183H203ZM7 185V184H6ZM17 185H19V184H17ZM21 185V184H20ZM25 185V184H24ZM129 185V184H128ZM143 185V184H142ZM163 185V184H162ZM205 185V184H204ZM203 185V186H204ZM221 185V184H220ZM245 185V186H246ZM13 186V185H12ZM11 186V187H12ZM133 186V185H132ZM136 186V188H138L137 187V185H135ZM139 186V185H138ZM141 186V185H140ZM139 186V187H140ZM150 186V185H149ZM178 186V185H177ZM197 186H199L198 184H197ZM232 186V185H231ZM237 186V185H236ZM2 187V186H1ZM0 187V188H1ZM6 188L8 187V186H5ZM5 187H3V188H5ZM31 187H33V186H31ZM134 187V186H133ZM133 187H128L130 190H132L131 188H133ZM143 188L145 187V185L144 186H142ZM150 187H152V186H150ZM166 187V186H165ZM164 187V188H165ZM196 187V186H195ZM224 187H227V185H225ZM228 187H229V185H228ZM234 187H235V185H234ZM234 187H232V189L234 188ZM238 187V186H237ZM136 188H134L133 190H135ZM146 189H147V187H145ZM144 188V189H145ZM162 188V187H161ZM174 188V187H173ZM192 188H194V187H192ZM192 188H189L188 187V189H191V190H188L187 188H184L185 190L187 189V191H193L192 193H196L197 192V190H198V188H197V190H196V192L192 189ZM200 189H201V187H199ZM204 188H207V186L206 187H204ZM220 188H222L223 189V191L221 190V194H223V192H225V190L226 189H224L223 187H219V189ZM31 189V188H30ZM141 189V188H140ZM150 189L151 188H149V191H150ZM167 189V188H166ZM228 189V188H227ZM235 189H237V190H239L238 188H235ZM235 189H233V190H235ZM7 190V189H6ZM6 190H4L5 192H4V194H6L7 192H6ZM136 190H138L139 191V189H136ZM154 190V189H153ZM181 190H183V189H181ZM210 190V189H209ZM216 190H214L215 192H220V190H218V191H216ZM229 190V189H228ZM3 191V190H2ZM1 190H0V192H2ZM10 191V190H9ZM144 191V190H143ZM148 191V192H149ZM166 191V190H165ZM187 191H186V193H187ZM205 191V190H204ZM213 191V190H212ZM211 190L209 191L210 193L212 192ZM213 191V192H214ZM230 191H232V190H230ZM230 191H229V193H230ZM242 191H244V192H246V194L245 193H243L242 194ZM35 192H36V190H35ZM120 192L121 193H123V195H125L127 198H128V200L132 203V204H134V203H136L135 202V195L136 194H129L127 191H124V190H120ZM141 193H142V190L140 191ZM145 192V191H144ZM143 192V193H144ZM147 192V191H146ZM145 192V193H146ZM147 192V193H148ZM178 192V191H177ZM180 192H182V191H180ZM202 192H203V189H202ZM207 192H208V188H207V191H205V192H203L202 194H204V193H206L207 194ZM218 192V193H219ZM28 193H30V192H28ZM27 193V194H28ZM132 193H133V191H132ZM135 193H137V191L135 192ZM141 193H139V195L141 194ZM152 193V192H151ZM179 193V192H178ZM186 193L184 194V190H183V194L184 195H186ZM192 193H190L191 195H193L194 196V194H192ZM201 193V192H200ZM209 193V194H210ZM217 193V194H218ZM238 193H239V191H238ZM237 193V194H238ZM8 194V193H7ZM6 194V195H7ZM11 194V193H10ZM26 194V195H27ZM154 194V193H153ZM153 194H151V196L153 195ZM180 194H182V193H180ZM188 194V193H187ZM202 194H200V196L202 195ZM212 194V193H211ZM215 194V193H214ZM217 194H215V195H217ZM226 194H228V192L226 193ZM236 195V193H234V191H233V193H232V195ZM2 195H3V193H2ZM12 195H14V194H12ZM25 195V194H24ZM143 195V197H145L144 195L145 194H142ZM174 195V194H173ZM177 195V194H176ZM190 195V196H191ZM215 195H213V196H215ZM219 195V194H218ZM234 195V196H235ZM243 195V196H244ZM30 196H32V195H30ZM30 196H29V194H28V197H23V199H25L26 198V202H28V199L27 198H29V200H30ZM137 196H138V193H137ZM178 196V195H177ZM188 196V195H187ZM195 196H196V194H195ZM208 196V195H207ZM205 194H204V196H201V197H203V199H204V197H207ZM212 195H210V197H211ZM223 196V198L225 199V195L223 194L222 195ZM227 196V195H226ZM229 196V195H228ZM247 196V198L248 197H250V196H248V195H246ZM0 197H1V193H0ZM3 197V196H2ZM2 197H1V200H0V217H4V218H6L5 220H6V222L7 221H9L10 223L11 222H17V223H22V222H24V220H23V218H21V216L23 217L24 215L22 214L21 216L20 215H16V214H13V216L12 217H8L7 218V214H9V212H13V213H15V212H17V211H25V212H28V215L29 214H31V215H34V216H37L38 215V217H37V220H38V218L39 217H41L43 214H40V212H42V213H44V214H46L45 213V211H43L42 209H41V206L39 207L40 209L38 210V206L39 205H42L43 203V205L44 206H46V204H48V207H50L49 206V203H47V202H43L42 204H39L40 202H41V200H39L40 202L38 203L39 205L37 206V202H35L34 200L33 201H31V203L32 202H35L36 203V206H35V203H34V205H32V204H29V203H24L22 200L23 199H21V201L23 202H16L17 201V199H18V197L17 196H15L16 197V201H15V199H14V197L12 196V198H11V196H10V198H7V197H9V196H7V197H5V199H4V197H3V199H4V201H2ZM33 197V196H32ZM53 197V196H52ZM168 197V196H167ZM173 197V196H172ZM197 197V196H196ZM230 197H232L231 196V193H230ZM245 197V196H244ZM153 198H154V196H153ZM175 198V197H174ZM186 198V197H185ZM214 198V197H213ZM220 198V197H219ZM222 198V197H221ZM241 198H243V197H241ZM34 199V198H33ZM147 198H145V200H146ZM155 199V198H154ZM159 199V198H158ZM170 199V198H169ZM189 199V198H188ZM201 199V198H200ZM202 199V200H203ZM212 199V198H211ZM215 199V198H214ZM245 199V198H244ZM256 199H254L255 201H256ZM145 200H143V201H145ZM173 200H175V199H173ZM179 200V199H178ZM177 200V201H178ZM192 200H194V198L192 199ZM236 200V199H235ZM241 200V199H240ZM18 201H20L19 199H18ZM37 201V200H36ZM49 201L51 202V199H49ZM53 201V200H52ZM139 201V200H138ZM155 201H156V199H155ZM168 201L169 200H167V204H168ZM195 201V200H194ZM201 201V200H200ZM208 201H210V200H208ZM212 201V200H211ZM213 201H215V200H213ZM219 201V200H218ZM217 201V203H215V204H218V203H220V202H218ZM225 201H226V199H225ZM228 201H229V199H228ZM227 201V202H228ZM234 201V199L232 200V202ZM251 201V200H250ZM258 201V200H257ZM30 202V201H29ZM150 202V201H149ZM152 202V201H151ZM156 202H158V201H156ZM164 202V201H163ZM173 203H174V201H172ZM180 202H183V200L182 201H180ZM205 202V201H204ZM223 203H224V201H222ZM239 202V201H238ZM261 202V203H262ZM162 203V202H161ZM165 203V202H164ZM183 203H185V202H183ZM209 203V202H208ZM207 203V204H208ZM223 203H221V204H223ZM237 203V202H236ZM235 203V204H236ZM245 203V202H244ZM257 203V202H256ZM264 203V202H263ZM56 204V203H55ZM166 204V205H167ZM170 204H171V202H170ZM174 204H176V203H174ZM188 204V203H187ZM186 204V205H187ZM220 204V205H221ZM226 204V203H225ZM224 204V205H225ZM234 204V205H235ZM250 204V203H249ZM260 204V203H259ZM259 204H258V206H259ZM42 205V207H44ZM138 205V204H137ZM141 205V204H140ZM150 205V204H149ZM212 205V204H211ZM238 205V204H237ZM242 205H244L243 203H242ZM241 205V206H242ZM255 205H257V204H255ZM33 206L34 207H36L37 208V210L35 209V208H33ZM134 206H136V204L134 205ZM139 206V205H138ZM138 206H136V207H138ZM153 206V205H152ZM168 206V205H167ZM219 206V205H218ZM241 206H239V207H241ZM262 206H264V205H262ZM140 207V206H139ZM143 207V206H142ZM181 207V206H180ZM184 207H185V205H184ZM190 207V206H189ZM201 207V206H200ZM215 207V206H214ZM237 207V206H236ZM235 207V208H236ZM238 207V208H239ZM260 207H261V204H260ZM45 208V207H44ZM56 208V207H55ZM135 208V207H134ZM160 208H161V206H160ZM164 208V207H163ZM174 208V207H173ZM176 208V207H175ZM191 208V207H190ZM189 208V209H190ZM217 208V207H216ZM233 208H234V206H233ZM234 208V209H235ZM238 208H236L237 210H238ZM248 208V207H247ZM46 209V208H45ZM145 209V208H144ZM182 209V208H181ZM186 208H184V210H185ZM192 209V208H191ZM197 210H198V208H196ZM196 209H193V210H196ZM213 209V208H212ZM240 209V208H239ZM242 209H244V208H242ZM42 210V211H41ZM46 210H48V209H46ZM53 208H52V210L50 209L49 211H52L51 213L49 212L48 214H49V216L50 217H52L54 220H55V216H58V215H55L54 213H53ZM57 210V212H58V209H56ZM55 210V211H56ZM146 210V209H145ZM183 210V209H182ZM186 210H188V209H186ZM185 210V211H186ZM200 210V209H199ZM198 210V211H199ZM208 210V209H207ZM241 210V209H240ZM245 210H246V208H245ZM259 210H262L263 211V208L262 209H258V211ZM40 211V212H39ZM148 211V210H147ZM229 211V210H228ZM247 211H249V210H247ZM38 212H39V214H38ZM178 212V211H177ZM200 212V211H199ZM224 212V211H223ZM231 212V211H230ZM246 212V211H245ZM251 212V211H250ZM253 212V211H252ZM254 212H256V211H254ZM253 212V213H254ZM18 213V212H17ZM61 213V212H60ZM67 213V212H66ZM165 213V212H164ZM175 213V212H174ZM184 213V212H183ZM207 213H209V212H207ZM227 213V211L225 212V213H223V214H226ZM240 213V212H239ZM249 213V212H248ZM253 213H250L251 215L253 214ZM262 213V212H261ZM21 214V213H20ZM35 214H37V215H35ZM157 214H159V213H157ZM193 214V213H192ZM198 214V213H197ZM196 214V215H197ZM201 214L203 215V213L201 212ZM213 214H214V212H213ZM218 214V213H217ZM216 214V215H217ZM228 214H230L229 212H228ZM16 215V216H15ZM61 215V214H60ZM194 215H195V213H194ZM208 215H211V214H208ZM249 215V214H248ZM44 217L46 216V215H43ZM42 216V217H43ZM167 216V215H166ZM204 216V215H203ZM255 216V215H254ZM257 216V215H256ZM264 217V214H262L261 215V217ZM24 217H26V215L24 216ZM55 217V218H54ZM60 217V216H59ZM66 217V216H65ZM64 217V218H65ZM73 217V216H72ZM176 217V216H175ZM198 217H200V216H198ZM258 217V216H257ZM45 218H48L47 216L45 217ZM51 218V219H52ZM124 218V217H123ZM184 218V217H183ZM206 218V217H205ZM211 218L212 217H210V220H211ZM215 218V217H214ZM255 218V217H254ZM1 219V218H0ZM22 219V220H21ZM25 219V218H24ZM41 219V218H40ZM39 219V220H40ZM42 219H44V218H42ZM57 219V218H56ZM165 219V218H164ZM167 219V218H166ZM221 219V218H220ZM241 219V220H240ZM255 219H257V218H255ZM262 220H263V218H261ZM3 220V219H2ZM1 220V221H2ZM4 220V221H5ZM27 220V219H26ZM25 220V222H30V220H29V218H28V221H26ZM64 220V219H63ZM150 220V219H149ZM175 220V219H174ZM208 220V219H207ZM260 220V219H259ZM258 220V223L261 221H259ZM32 221V220H31ZM41 221V220H40ZM39 221V222H40ZM141 221V220H140ZM164 221V220H163ZM191 221V220H190ZM213 221V220H212ZM210 222V223H204V224H199V223H196V224H193V225H190L189 224V227L190 228H192V229H194V230H197V231H201V232H206L207 234H213V233H218V232H222V233H226L225 231H226V226L224 227V226H222V224H224V221H223V223H221L220 221H222V220H216V221H214V222ZM237 225H238V227H239V236L241 237V239L243 240V242H241V241H239L240 242V244L241 245H244V246H246V248H247V250H248V248L249 247H251V249H253L254 248V252L253 253H255L256 254V252H255V249L258 251V252H260V253H262V254H264V243H263V241L262 242H260V241H258V240H256V239H254V238H251L250 236H248L247 235V231H249V230H247V229H250V230H253V224H251L250 223V220H249V217H247L246 215H244V214H242L241 213V215H239V219L237 220V219H235V220H233ZM5 222V223H6ZM33 222V221H32ZM32 222H30V223H32ZM42 222V221H41ZM44 222V221H43ZM46 222V221H45ZM73 222H76V221H73ZM207 222H209V221H207ZM230 222H231V220H230ZM256 222V221H255ZM8 223V222H7ZM9 223V224H10ZM26 223V224H27ZM30 223H29V225H30ZM35 223V222H34ZM62 223V222H61ZM72 223V222H71ZM203 223V222H202ZM228 223V222H227ZM226 223V224H227ZM253 223V222H252ZM1 224V223H0ZM2 224H4V222L2 223ZM24 224V223H23ZM35 224H37V223H35ZM75 224V223H74ZM179 224H181L180 222H179ZM232 224V223H231ZM262 224H264V223H262ZM8 225V224H7ZM25 225V224H24ZM29 225H27V226H29ZM32 225V224H31ZM30 225V226H31ZM38 225V224H37ZM40 225V224H39ZM69 225V224H68ZM141 225V224H140ZM181 225H183V224H181ZM230 225V224H229ZM250 225H252V226H250ZM6 226V225H5ZM12 226V225H11ZM29 226V227H30ZM35 226L36 225H34V228H35ZM45 227H46V225H44ZM43 226V230H46L47 232H51L52 233V227H49V228H45ZM74 226V225H73ZM76 227V226H75ZM187 227V226H186ZM250 227H253L252 229L250 228ZM262 227V226H261ZM3 228V227H2ZM7 228V227H6ZM30 228H32V227H30ZM36 228L38 229L39 227H37L36 226ZM41 229H42V227H40ZM256 228V227H255ZM9 228H7V231L9 232L10 231V229L8 230ZM40 229V230H41ZM258 229V228H257ZM54 230V229H53ZM159 230V229H158ZM264 230V229H263ZM6 231V232H7ZM77 231V230H76ZM147 231V230H146ZM145 231V232H146ZM255 231H258V230H255ZM261 231V230H260ZM1 232V231H0ZM3 234L5 235L6 233H5V227H4V230H3ZM7 232V233H8ZM11 232H12V230H11ZM44 232V231H43ZM229 232H231L230 230H229ZM232 232H234V231H232ZM232 232H231V234H232ZM253 232V231H252ZM17 233V232H16ZM54 233H55V231H54ZM125 233V232H124ZM148 233V232H147ZM146 233V234H147ZM149 233H150V231H149ZM200 233V232H199ZM205 233V234H206ZM222 233H220V234H222ZM235 233V232H234ZM255 233V232H254ZM253 233V234H254ZM258 233V232H257ZM1 234V233H0ZM3 234H2V236H3ZM10 234V233H9ZM12 234V233H11ZM42 234H44V233H42ZM49 233H47V235H48ZM152 234V233H151ZM154 235V237L157 235L155 232L153 233ZM264 234V233H263ZM47 235H45V236H47ZM202 235V234H201ZM204 235V234H203ZM223 235V234H222ZM236 236H237V234H235ZM258 235V234H257ZM256 235V236H257ZM6 236V235H5ZM106 236V235H105ZM226 236H227V239H229V240H234L235 238H234V235H230V234H228V233H226ZM255 236V237H256ZM178 237L180 238V237H182V236H180V235H178ZM258 237V236H257ZM264 237V236H263ZM189 238V237H188ZM190 238H192V237H190ZM206 238V237H205ZM147 239L149 240L150 238H146L145 240L147 241ZM193 239V238H192ZM203 239V238H202ZM201 239V240H202ZM237 239V238H236ZM240 239V240H241ZM175 240V239H174ZM262 240V239H261ZM151 241V240H150ZM155 241V240H154ZM159 241V240H158ZM190 241V240H189ZM188 241V242H189ZM193 241V240H192ZM214 241V240H213ZM152 242V241H151ZM173 242V243H172ZM170 241V244L172 243V244H174V241ZM184 242V241H183ZM186 242V241H185ZM185 242H184V244H185ZM193 242H195V241H193ZM235 242V241H234ZM234 242H230V243H232V245H233V243ZM238 242V241H237ZM245 242V243H244ZM169 243V242H168ZM210 243V242H209ZM247 243V244H246ZM150 245V243H147V245ZM170 244H169V249L171 248V250L173 249L171 246H170ZM182 244V243H181ZM183 244V245H184ZM186 244H187V242H186ZM186 244H185V249H186ZM191 244H194V243H191ZM220 244H222V243H220ZM220 244L219 243H216V245L215 246H213V247H210L209 248V246H204L203 248H197V247H191V248H193V252L194 253H196V257L195 258H197V256H199V255H201V257L206 253L207 254V252L209 253L207 256L209 257V259L208 260H210L211 259V261H212V263L213 264H239V263H237L236 261H237V259L239 260L241 257H240V254H239V252H240V250L239 251H235L236 250V247L233 245V247L231 248V247H221L220 246ZM239 243H237V245H238ZM239 244V246H241ZM148 245V246H149ZM188 245V244H187ZM202 245V244H201ZM236 245V246H237ZM192 246V245H191ZM168 247V246H167ZM173 247H175V245L173 246ZM176 247H177V245H176ZM183 247V246H182ZM181 247V248H182ZM238 247V246H237ZM253 247V248H252ZM184 248H182V250L184 249ZM168 249V248H167ZM168 249V250H169ZM176 249V248H175ZM188 249V248H187ZM240 249H242V248H240ZM6 250H8V249H6ZM207 250H210V251H207ZM237 250H238V248H237ZM244 250V249H243ZM242 250V251H243ZM247 250H244V251H247ZM165 251V250H164ZM174 251V250H173ZM175 251H177V250H175ZM186 251V250H185ZM188 251V250H187ZM253 251V250H252ZM6 252V251H5ZM238 252V253H237ZM248 252V251H247ZM247 252H245V253H247ZM188 253V252H187ZM204 253V254H203ZM242 253V252H241ZM244 253V252H243ZM250 254V250H249V256H253L254 254ZM170 254H172V253H170ZM184 254V253H183ZM182 254V255H183ZM192 254V253H191ZM193 256H195V255H193ZM243 256H245V255H243ZM247 256V255H246ZM245 256V257H246ZM249 256H247L248 258H249ZM251 256V257H252ZM255 256H257V255H255ZM164 257V256H163ZM182 257V256H181ZM191 257V256H190ZM205 257V256H204ZM183 258V257H182ZM256 257H254V259H255ZM168 259V258H167ZM170 259V258H169ZM188 259V258H187ZM199 259H200V257H199ZM245 259L246 258H244V262H245ZM258 259H259V257H258ZM194 260V259H193ZM197 260V259H196ZM249 261V262H251L250 261V258L249 259H246V261ZM240 261H242L241 259H240ZM253 261H255V264H262L261 262H259V260L258 261H256V259L255 260H253ZM252 261V262H253ZM50 262V261H49ZM243 261L241 262V263H244ZM264 263V262H263ZM247 264V263H246ZM250 264V263H249ZM253 264V263H252Z\"/></svg>",
    "mask_w": 264,
    "mask_h": 264
},
{
    "label": "built area",
    "instance_id": "3",
    "mask_svg": "<svg viewBox=\"0 0 264 264\" xmlns=\"http://www.w3.org/2000/svg\"><path fill=\"white\" fill-rule=\"evenodd\" d=\"M80 165H83V164H80Z\"/></svg>",
    "mask_w": 264,
    "mask_h": 264
}]
</instances>
